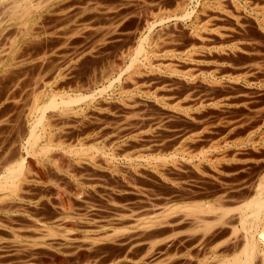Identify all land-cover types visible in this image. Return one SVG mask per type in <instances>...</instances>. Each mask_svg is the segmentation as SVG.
Masks as SVG:
<instances>
[{"label":"rangeland","instance_id":"rangeland-1","mask_svg":"<svg viewBox=\"0 0 264 264\" xmlns=\"http://www.w3.org/2000/svg\"><path fill=\"white\" fill-rule=\"evenodd\" d=\"M31 1H32L31 3L34 2V0H31ZM39 1L41 2V0H38V2L35 0V2L38 4L40 3ZM44 1H46V0H44ZM67 1L68 0H60V1L59 0H49L47 2V4H45L43 6V9L40 8L39 10L37 9V11L35 9V10H33L34 13L32 12V15L30 17L25 18V21H29V23H28L29 28L28 29L31 28L30 30H32L35 27V23L39 19V23H38L39 25L37 26V23H36V28H38V29L40 28L42 31L45 30V33L44 32L42 33L41 30L39 31V30H36V28H34L33 33H32V31L29 30L30 33L32 34V36H31V34H29V35L26 34L28 36H26V38L24 40L22 37H18L17 41H16L17 43L16 42L13 43L14 47H11L13 44H11L9 42L10 45L8 44V46L11 47L10 48L11 54L14 53L16 47L18 46L17 47L18 50H17V52H15L17 54L14 55L15 58L17 56L18 57L21 56L22 58H25V56H26V58H27V56L29 55V51L30 52L32 51L33 54H32V52L30 53L32 55V59H31V61H29L31 58V56L29 55L28 60H26V58H25L24 63L22 65H17L18 67L15 66L16 68L14 67V70H12V71L6 70L5 68H3L4 67L3 66L0 68V74L5 76V75H7L5 73L11 72V76L7 75V77L5 76L6 78L4 77L5 81L8 80L7 83H9V81H10V84H11L12 83L11 79L12 78L15 79L17 77L16 79H18L19 82H21V83H19V85L23 84L25 86V88H27L26 90H28V88L30 86L26 87V85H28V83H25V81H23V79L24 78L27 79L28 75H31L32 79L29 77L31 81L34 79L33 76L35 77L36 72L39 71V69L37 68L38 63H35V61L36 62L39 61V63H41V62H43L42 61L43 59H45L44 62H46L48 60L49 62L47 61V64H44V66H50V67H47L49 69L43 67L41 72H45V73H42V74L40 73V76H39V77H41V75L43 76V74L47 75V73L49 74V72L53 73L52 74L53 76L50 73L49 74L50 76L45 75L46 76L45 79L43 76L40 78V81H39L40 84H41V81L43 82L41 85L39 84L41 87L44 84V88L42 87L40 89L41 91L44 92V94H43L44 95L43 96L44 102L48 103L51 100L49 98H51L53 95L55 96V94H54L55 91H60V93L64 97H69V95H70V97H77V95L80 96V94L82 96L86 95V99L83 102L72 105L70 108H68V110L70 111L68 114L65 115V114L61 113L62 112L61 110L56 112L60 116L64 115L63 116L64 118L65 117L67 118V116H69L70 119L74 120V124L71 123L72 125H70V122L72 120L67 121V119H66V123L69 122V124H66L64 121V118L61 117L60 120L57 119L60 121L61 125L59 124V121H57V123L60 126L57 123H55L56 121H54V123L56 124V127L54 126L55 128L53 129L54 131H52V132H58L60 134L62 132V134H63V131L66 129H70V130L75 129L74 131L69 130L68 134L66 131H64L65 134H63V135H65V138L68 135L66 140H64L67 143V145H71L72 147H76L75 149H77V150H84V149L89 150L93 146L96 147V145H97V147L95 149L100 150L101 155L102 154L103 155L100 157V152H99V156L95 158L96 160L95 159L93 160L90 157H83L81 159V161L84 162L85 164L87 163L86 164L87 166L83 163L82 165L86 166V167L82 166L83 167L82 168L81 166L79 167L78 165L75 164L74 160H76L78 158L71 151H69V149L66 151H63V150L53 151V152H55V154L57 152V155L54 156V158H55L54 159V158H52L53 155H55V154H53V152L41 154L40 150H42L41 148L45 145V142H46L45 139L40 140L37 145H32V144L30 146L27 145L26 143H27V140H29V138L27 140H26V138L30 137V136H28L29 135L28 133L30 130L33 129L32 127H35L36 121L39 117V113L35 112L32 115H30L29 117H31V118L30 119L28 118V123L25 125L23 118L25 117V115H27V113H22V112L24 109H26V111L24 110V112H27L29 109L28 106L30 105L32 97H33V95H32L33 92L30 91V88L33 87L32 83L34 84V81L38 77V75L33 80L32 83H30L31 81H28L25 79L26 82H29V84L32 85L28 90L32 94L31 93L29 94L28 91L26 92V90H23L24 86H21L22 87V89H21V87L18 85L20 90H22V91L19 90L20 93H17L18 89L17 90L10 89L11 87L14 89L17 87V85L15 86L16 83L13 79H12V81H14V82L12 83L13 84L12 86L10 84H7V86L10 85V87L8 89L9 90L8 93H6L7 89L4 90V88L6 86V84H5L6 82L3 83L4 78H3V76H0L3 78V79L0 78V85L2 84L1 86L4 87L2 89V87L0 86V88H1L0 92L3 90V91H5V93H3V94L4 95L7 94L3 98V96H1L2 93H0V98L2 97V100L6 99L7 97H9V99H11L12 98L11 95H13L12 93H13V91H15L14 95H13V99H11V100L8 99L7 100L8 103L5 102L6 106L3 105V107H0V108H2V109H0V112H1V114L3 112H5L6 114L8 113V115H6V117H5L4 113H3L4 115H2V116H4L5 118H8L11 121L13 120V118L15 120L17 118H18L17 120H20L19 122L15 121L16 123L13 122L15 124L10 122L13 125H9L8 130L6 128L8 125H2V126H5V128L2 126L0 127V133H2L1 132L2 129L5 131L6 130L9 131V132L4 131L3 134H1L2 136H0L1 137L0 142L1 141L4 142L2 137L7 138V136H10V137H8L9 138L8 140L5 139V141L6 140L8 141L7 143H9L13 138L12 142H15V141L16 142H15V145L13 144L14 146L12 145L13 151L11 150V152H12L11 154L14 156V157L12 156V158H16L15 160H17L20 155H23V157L26 156L27 162L30 159H32L28 162L30 165L32 164V162L34 160V162H36V164H34V162H33L31 167L34 168L35 167L34 165H36L35 168H37V167L39 169H40V167L43 168L42 170L38 169V172H40V171L44 172V173H41V172L38 173L37 172L38 173L37 177H41L39 175L44 174L39 180H41L43 177L45 179H47L45 177L47 175L46 171L50 172L52 174V175L48 174L47 177L48 178L50 177V178L45 180L46 182L49 180L48 181L49 183L47 182L49 185L46 182H44V180H43L44 178L41 180V181H43L44 184L39 180H36V182L32 184V187L35 186L34 187L35 191H37V189H39L38 192H36L37 196L35 195L33 188L31 189V191H33L31 193H33L34 196H36L37 198L36 197L34 198L33 194L32 195L30 194V191L28 192L27 197L31 196V197H29V199L33 198L35 200L31 199L32 202L28 201L29 199L27 201H24V205H25V203L28 204V205H26V207H28L30 204L32 206H34V209L38 207L34 211V209H32L33 207H31V205L29 206L31 208V211L33 210L32 213L34 212L33 214L35 216L38 215L40 220H39V218H37V216L36 217L32 216L33 214L30 213L31 211L30 210L28 211V209H30V208L25 209V207H23L22 208L23 211L19 209L18 211L13 212L11 214L6 213V212H4V213L0 212V217H1L0 221H1V219H3L4 225L5 226L8 225L7 228H9L10 231L16 230V231H19V233H21V231H22V233H21L22 235H24L23 234L24 230H26V228H29L27 224L30 221H31L30 223L32 225L29 223L30 224L29 226H31V227L33 225H35L36 221H37L36 225L45 226L47 228L49 227V229L51 231L53 229L59 227L58 229H55V232H54V230L52 231V233L53 232L55 233V236L57 238L64 236L67 233V232L66 233L64 232L65 230L71 231L70 237L77 236V238L72 237L73 242L71 241L72 243H71V245L68 246L67 251L63 249L64 248L63 246L59 247L62 249V250L59 249L60 250L59 251V250H57L58 245H56V244L53 245V243L52 244L50 243L51 245L48 243H45L44 246L41 247L43 249H39V250L35 249L36 251L34 250L35 252H38V253H34V251H32V253L34 254V259H32L33 256L31 257L32 253H30L31 250H29V252H27L28 249L22 248V249H17L15 251H13L16 248L12 247V245L21 244L23 242H24L23 244H25V245L31 244L32 243L31 239H27V237L25 235L22 236L19 233L17 235H18V237H20V239L19 238L16 239L14 236H12L11 233L9 234V232H8L7 235H9L10 238H9V236L7 237V235L3 236L4 238H1L3 240L2 245L3 244L5 245L7 252L5 254V251H6L5 248L1 249L4 247V245H3V247H0V249H1L0 251L4 252V254H3V252L0 253V262H1L0 264H9V262H10V264H42V263L43 264H135V263L136 264H145V263L146 264H183L184 261H187L184 264H186V263L187 264L188 263L193 264V262L191 261V260H193V258L195 260L194 261L195 264H218V263L225 261V260L228 261L231 258H233L235 255H237L239 253V250L241 248H243L244 243H246L245 239L248 238L247 240H250L251 237L253 238L255 243L261 245L262 253L264 254V218H263V222L259 226L255 227V225L254 226L251 225L253 227L251 229L250 223L252 221V219H251L252 216L250 215V213H251L252 209L250 210V208H247L250 205L247 203L252 202L255 198L258 197L257 193L260 194V192L262 190V185H264V0H120V1L119 0H69L71 3L69 1L68 2ZM35 2H34V4H36ZM75 2H76V4H75ZM118 2H119V4H118ZM8 3H9L8 1L4 2V3L3 2L0 3V5L2 4L0 6V10L4 11V12H2V11L0 12V22L5 18L4 19L5 21L4 22L2 21V23H0L1 25L3 24V27L0 29V37H2L1 35L4 33V30H5V33H8L6 31L12 30L10 28V26L12 28H14V27L19 28L21 26V24H23V22L21 23L20 21H18L16 19H12L13 21L11 20L12 21L11 22V21H9L10 20L9 18H6V17H8L7 14L9 12V11L8 12L6 11L9 9V6L7 5ZM61 3L62 4L65 3V5L66 4L68 5L69 3L71 5L75 4L77 7L76 6H70V4H69V6L72 8L69 7V9H68V7H66L67 5L66 6L63 5V6H65V7H63L61 5ZM96 3H97V5H96ZM11 4L12 3H9L10 6H11ZM58 4H60L61 6H59ZM4 5H7L8 7L4 6ZM57 6L63 7L65 11L70 10L71 11L70 15H69V12H67V13L65 12V14H68V16L67 15L65 16L64 13L62 16V14H60V11L63 12V9H60L58 11L59 13L55 12L59 8V7L57 8ZM78 6H80V7H78ZM4 7H7L8 9L7 8L5 9ZM74 7H75V9H74ZM86 7L88 8L87 10L85 9ZM181 8H182V10H181L182 12L180 11ZM72 9L74 11H72ZM108 9H110V10H108ZM110 11H111V13H110ZM186 11H188L189 14H187V15H190L189 17L188 16L186 17V15H185L187 13ZM5 12H7V14ZM73 14H74V16H73ZM119 14H122V16ZM5 15H7V16H5ZM106 15H108V16H106ZM109 15H111V16H109ZM42 17L44 18V21L46 20L45 22L40 19ZM120 17H122V18H120ZM179 17H180V19H179ZM117 18H118V20H117ZM122 19H124V20L122 21ZM100 20L101 21L103 20L102 21L103 23ZM15 21H17V22H15ZM40 21H41V23H43V22L45 23L44 24L45 29L42 27L44 30L41 28ZM60 21L62 23H58ZM68 21H70V22H68ZM120 21L123 23H121ZM117 23H120L119 26H114V25H118ZM60 24H62V26ZM91 24H93L95 29L93 28V26ZM108 24L110 27L108 26ZM30 25L32 27L33 26L34 27L32 28ZM42 26H43V24H42ZM81 26H84L83 28H85V30L84 29L82 30ZM90 26L94 30L92 28H91V30H89ZM99 26H103V27H101V29L104 31H102ZM78 27H79V29H78ZM87 27H89V28H87ZM112 27H113V29H111ZM7 29H9V30H7ZM14 29H15V31L18 30L16 28H14ZM63 29H64V31H63ZM47 30H49V31H47ZM98 30H101V32H99ZM37 31L39 33H37ZM96 31H98L99 34H98V32L96 34ZM11 32H13V31H11ZM46 34H47V36H46ZM70 35L72 38L70 37ZM97 36H98V38H97ZM60 37H62V38H60ZM74 37H76V38H74ZM37 38L38 39L41 38L42 40L39 39L40 41L38 42ZM70 38H71V40H70ZM44 39H45V41H43ZM58 39H59V41H58ZM60 39L61 40L63 39V41H60ZM95 39H96V41H95ZM97 39H99V40L97 41ZM47 40H50V41L47 42ZM83 40L86 42H84ZM1 41H3V39L1 40V38H0V43H2V44H0L1 45L0 50H2L1 48H3L2 46H4L3 42H1ZM30 41H31V44L33 45V47H35L36 49L29 50V47H32V46H30L31 44H29ZM65 41H69V42H66L68 45H66V43H65L66 46L64 44H62ZM70 41H71V43H70ZM58 42H61L60 44L63 46H59ZM43 43H46V44H43ZM47 43H49V44L47 45ZM90 43H92V44H90ZM24 44H26V47H22ZM28 44H29V46H28ZM35 44L37 46H35ZM142 44H144V45L142 46ZM27 46H28V48H27ZM42 47H45L46 49L45 48L43 49ZM48 47H50L51 49L54 48L53 49L54 51L53 50L51 51V49ZM138 47H139V52H137ZM22 48H23V50H22ZM41 48H42L41 53H47V52L48 53L46 55L42 54V55H44V56H42L40 54L41 50L37 51V49L39 50ZM48 49H49V51H48ZM128 49H131V51ZM27 50H28V52H27ZM43 50H45L46 52ZM58 50H59V52H58ZM99 50H101V51H99ZM35 51H37V52H35ZM125 51H127V52H125ZM1 52H3V50ZM1 52H0V55H1ZM25 52H27L28 55ZM91 52L93 53V56L91 55L92 54ZM97 52L99 55H96ZM102 52H103V54H102ZM129 52H131L130 55H129ZM123 53H124V55H123ZM39 54H40V56L38 58H36ZM118 54H120V55H118ZM54 55L56 58L54 57ZM70 55H72V56L70 57ZM73 55H75V56H73ZM84 55H86V57ZM1 56H0V58L2 59L3 57H1ZM33 56H36V57L33 58ZM120 56H122V57H120ZM133 56H135L134 58L136 60L133 58ZM9 57H8V59L5 58L7 60H5V59H3V60H5L6 62L9 63L12 60V56H11V58H9ZM52 57H54V58H52ZM72 57H74L76 60ZM83 57H85V58H83ZM89 57L90 58L96 57V58L90 59ZM101 57H102V59H101ZM39 58L42 60H39ZM77 58H80L81 60L77 59ZM120 58H121V60H120ZM54 59H56V60H54ZM122 59H124V60H122ZM25 60H26V62H25ZM32 62L34 63L32 65L33 67L37 66L36 68L32 67L33 70H32V68H30L31 65H29V64H32ZM56 63H58V64H56ZM91 63H92V65H91ZM116 63H118V64H116ZM71 64H75L73 66L74 68L71 66ZM77 64H79V65H77ZM102 64H104L105 66ZM24 66H26L25 69L23 68ZM66 66H67V70L65 68ZM116 66H118L119 69ZM17 68H19L17 71V74H18V72L20 74L23 70V73H21V76H22V74H24L22 81H21V77L19 76V74L18 75L15 74ZM68 68H70L71 70ZM20 69H21V71H20ZM115 69H118V70L115 71ZM141 69L144 72H142ZM24 70L26 71V73L28 71L27 75H26ZM137 70H138V72H137ZM54 71H56V72H54ZM63 71H65V73ZM3 72H5V73H3ZM132 72H133V75L136 73L137 74L132 76ZM34 73H35V75H32ZM13 74H15L14 77H13ZM58 74H59V76H58ZM103 74H105V75H103ZM128 74H130L132 77ZM102 75L105 76L104 79L106 78V80L103 79ZM107 76H109V77H107ZM9 77H10V80H9ZM57 77H59V78H57ZM42 79H44L45 82ZM46 79H47V82H49V83H47V85H45ZM62 79H64L65 82H64V80L61 81ZM18 80H16V82ZM81 82H82V84H81ZM63 83L64 84L67 83L66 84L67 86L70 84L71 86L69 85L67 87L66 85H64L65 87L68 88V89L66 88V90H65V87L61 86V85H63ZM3 84H4V86H3ZM73 84L76 85V87L78 86L77 89L79 87H83L85 90L83 88L78 89L79 91L76 89L78 91L77 92L73 88V87H75ZM58 86L59 87L61 86L60 87L61 89L58 88ZM63 87H64V89H63ZM72 88H73V90H72ZM54 89H56V90H54ZM99 89L101 91H99ZM45 90H47V92ZM23 91H24V93H23ZM73 93H75V94H73ZM77 93H79V94H77ZM18 94H20V95L17 96ZM27 94H29L28 95L29 99H30V96L32 95L31 100H28L25 97V96H27ZM15 95L19 98V100H18V98H16ZM87 95H91V96H87ZM24 98H26V100H28V101H26V102H28L27 103L28 105L26 104ZM2 100L0 101V105L2 102H4ZM22 100L25 103L26 107L24 104H22ZM103 100L106 102H104ZM9 101H10V104L13 102L15 103V101L16 102L19 101V102L17 105H16V103L15 104L13 103L12 105H9L7 108ZM127 102L128 103L130 102V103L128 104ZM136 102H137V104H136ZM131 104H133V105H131ZM13 105H16L18 108L16 106H13ZM22 105L24 108L22 107ZM106 105H108V106H106ZM135 105H136V107H135ZM80 106H81V108H80ZM3 108H5V111ZM13 108L15 111L17 110V112H15L13 110ZM77 108H78V110H76ZM105 108H107V109H105ZM120 108H122V109H120ZM7 109H8V111H7ZM19 109H21V114L23 115V118H22V115L19 113L20 112ZM126 109H129V111ZM136 110H138L137 111L138 113L136 112ZM9 111H11V113L14 111L12 113V115H14V116L10 115L11 113ZM71 111H73V112H71ZM50 112H52V113H50ZM129 112H130V114H129ZM17 113H19L21 115V119H19V116H20L19 114L16 116ZM53 113H55V112H53V110H49L47 112V116L50 118V115L51 114L53 115ZM122 113H125V114L127 113V115L122 114ZM70 115H72V116H70ZM79 115L81 118L78 117ZM2 116H0L1 119H3ZM15 116H16V118H15ZM125 116H127V117L129 116L131 118L129 119V117L127 118ZM9 117H12V118H9ZM33 117H34V119H33ZM88 117H89V119H88ZM62 118H63L64 123L62 122ZM75 118L76 119L79 118V120L82 119L84 122L82 120H80L79 122L77 121L78 123H80V124H78L75 121ZM53 120H54V118H53ZM53 120H52V123H53ZM129 120H130V122H129ZM81 121H82V123H81ZM21 122L24 123V125L26 126L27 129L25 127L23 128V123H21ZM34 122H35V124H33ZM131 122H133V124L134 123L135 124L133 125ZM18 123H19V126H18ZM104 123H105V125H104ZM111 123H113V124L111 125ZM75 124L77 126H75ZM100 124L102 125V127H99V126H101ZM114 124H116V125H114ZM20 125H21V127H20ZM82 125H84V126L82 127ZM86 125H88L89 127ZM126 125H127V127H126ZM15 126H16V128H15ZM67 126H68V128H66ZM71 126L75 127V128H72ZM10 127L11 128L14 127L15 130H14V128L9 129ZM61 127L62 128L64 127L65 129H62ZM77 127H79V128H77ZM139 128L141 130H139ZM23 129H24L25 133L23 131H21ZM25 129L28 132L25 131ZM28 129H30V130H28ZM79 129H81V130H79ZM87 129L90 131L89 133L86 132V131H88ZM121 129H124V130L122 131ZM19 130L21 133L23 132L26 135L24 136L23 134L19 133V136H21V135L22 136L20 138H18V137L16 138V136H18L17 132H19ZM41 130H43L42 127L37 128L38 133H40ZM60 130H61V132H60ZM76 130H78V131H76ZM82 130H85V131L83 132ZM10 131H12L11 132L12 134L10 133ZM80 131H81V134H80ZM100 132H101V134H100ZM7 133H9V135H7ZM16 133H17V135H16ZM58 133L55 135L59 137L60 134H58ZM73 133H75V134H73ZM90 133L92 135H89ZM97 133H98V135H97ZM117 133H118V135H117ZM123 133H125V135ZM4 134H6L7 136H5ZM79 134H80V136H79ZM102 134H103V136H101ZM63 135H60V136L64 137ZM81 135H85V136H81ZM95 135L98 136V139H99L98 141L96 138L97 136L95 137ZM70 136L73 137L72 139H74V141L71 139V140H69L70 142H68L67 139H70L71 138ZM78 136H79V138H78ZM123 136H125V137H123ZM94 137L96 138L95 141H93ZM22 138H23V140H22ZM77 138H78V140H77ZM89 138H92L91 140L93 142L90 141ZM15 139H18L21 142H19L18 140H15ZM75 140H77V141H75ZM87 140H88V143L85 142ZM133 140H134V142H133ZM17 141L19 142L18 144H20L18 146L16 145ZM81 141L84 142L83 143L84 148H82L83 146H81V144H82ZM108 141L109 142L111 141V142L109 143ZM12 142H10V143L12 144ZM79 144H80L81 148H78V147H80ZM90 144L92 145V147L90 146ZM16 146H17L18 150H17ZM23 146L25 147L26 151H24ZM87 147H88V149H87ZM119 149H121V150H119ZM27 150H28V152H30V155L32 157H30V155H26L27 153H25V152H27ZM35 150L38 153L40 152L41 155H38V153L35 154V152H36ZM31 152L34 154H32ZM19 153H20V155H19ZM21 153H23V154H21ZM58 153L60 154V156L63 153L64 157H62V158H65V155H66V158L61 160V157L59 156L60 158L58 159L59 160L58 161L57 160ZM105 154L107 155L106 157L104 156ZM16 155H18V157ZM49 155H51V157ZM96 155H97V153H96ZM34 156H35V158H33ZM10 157H11V155H10ZM101 158H103L104 160H102ZM98 159H101L103 165H102V163H100V161ZM63 160H64L63 163L65 164L64 166L62 163ZM65 160H68V161L70 160L69 162L67 161L68 165H67V162L65 163ZM115 160H117V161H115ZM47 161L48 162L50 161L49 162L50 164H47L48 163ZM95 161H97V162H95ZM70 162H72V163H70ZM104 162H105V164H104ZM41 163H42V165H41ZM106 163H108V164L106 165ZM52 164L54 167H52ZM73 164L78 166V169L80 168V171L77 170V173L81 172L80 174L76 173V169L74 168V166H72ZM116 164L118 166L119 165L120 166L117 168ZM161 164H162V166H160ZM50 165L52 167L51 170H50ZM66 165L67 166L71 165L74 170L71 169L72 168L71 166L69 168V167H66ZM111 165L114 168H116L117 170H115L113 167H112L113 168L112 169ZM45 166H49V170H48V167H45ZM63 167H65L67 169L65 170ZM90 167H91V169H88ZM164 167H166V169H164ZM46 168H47V170H46ZM68 168L71 169V171L69 170L71 175L67 171ZM81 168H82V170H81ZM94 168H95V170H94ZM119 168H121V169H119ZM167 168H168V170H167ZM175 168H176V170H175L176 172L174 171ZM0 169H1L0 171L3 172L2 168H0ZM44 169H45V171H43ZM57 169L59 170L60 173L59 172H57V173L52 172V171H57ZM83 169L87 170V172H86L87 174L85 173L86 175H84V173H83L86 170H83ZM96 169H99V170H96ZM170 169H171V171H170ZM35 170H37V169H35ZM100 170H101V173L100 172L98 173V171H100ZM119 170H121V171L119 172ZM61 171H63V173ZM72 171H75L77 176L73 172L75 174L74 175L72 173ZM88 171H90V172H88ZM91 171L92 172L95 171L94 172L95 174L97 172L96 176H95V174H92ZM104 171H106V172L104 173ZM129 171H131V172H129ZM161 171H163V172H161ZM113 173H115V175L117 174V176H115V178H114V175H112ZM127 173H128V175H126ZM132 173H133V175H132ZM56 174L57 175L60 174L63 179H60L61 177L57 178L59 176H55ZM100 174L103 176H98ZM143 174H146V175H143ZM157 174H158V176H157ZM166 174L168 176H166ZM62 175H64V177ZM65 175L69 178L71 177V179H73V180L67 179L65 177ZM83 175L86 177H84ZM92 175H94L95 177ZM109 175L111 177H113V179H111ZM53 176L56 178V180H55V178L53 179ZM80 177H81L82 181L84 179V182L86 181L88 183L85 184L83 182L84 184H82V181L79 179ZM91 177H93V178H91ZM98 177H99V179H97ZM120 177L122 178V181H121ZM130 177L133 178L134 180L131 179ZM86 178H88V179H86ZM101 178L103 179V181L104 180L105 181L102 182ZM154 178H156V180ZM51 179L55 180L56 182L54 181L55 182L54 183ZM66 179L69 182V184H67L68 182L66 181ZM126 179H129V180H126ZM74 180H75V182H74ZM94 180L95 181L97 180V181L92 182ZM111 180L116 181V182L113 183V181L111 182ZM136 180H137V182H136ZM57 181L59 183H57ZM60 181H63V182H60ZM70 181H72L71 184H70ZM123 181H125V182H123ZM64 182L66 184H64ZM73 183H77V184H73ZM34 184H37V185H34ZM61 185L62 186L67 185V187L64 186V189H63V187H61ZM176 186H178V187H176ZM82 188L83 189L85 188L86 190L84 189L85 190L84 191ZM142 188H144V189H142ZM136 189L139 191H137ZM104 190H105V192H103ZM80 191L81 192L84 191L86 194H89L90 196L86 195V196H83L84 197L83 198L82 195L83 194L85 195V193L83 192V194H81ZM177 191H178V193H177ZM39 192H41V193H39ZM87 192H89V193H87ZM45 193H46V195L48 194V196H46ZM49 193H51L52 195ZM56 194H58V195H56ZM73 194H75V196H76V194L78 195L77 199L74 200V198H76V197ZM49 195H51V196H49ZM176 196H179V197H176ZM184 196H186V197H184ZM65 197H67V198L72 197L73 199L72 198L71 199L74 200L72 203L76 204V207H75V205H72V203H69V201L71 199L66 200ZM78 197H80V198H78ZM144 197H145V199H144ZM169 198H172V202L169 200H166ZM178 198H179V201H178ZM50 199H52V200H50ZM139 199H141L142 201ZM147 199H149V201H147ZM162 199H163V201H162ZM55 200H56V202H55ZM61 200H63L62 205L60 204ZM64 200H66V201H64ZM78 200L83 202V203L77 202ZM150 200H153V201H150ZM164 200H166V202L168 204H166V202ZM38 201H39L41 207L36 206V204L37 205L39 204V203H37ZM155 201H156V203H155ZM201 201H203L204 205H206L207 207L212 203L213 204H215V203L221 204V205H223L225 203L226 207L233 209V211L229 215H230V217L234 215L236 218H234V216L231 217V219H232V221H231V219H229V217H228V218H226V219H228V221H226V220L225 221L228 223L230 220L229 223H232V224L235 223L234 225L237 226L236 227L237 235L235 234L236 231L235 232H234V230L231 231V227L233 225L228 223L229 225L227 226L226 225L227 223L225 221H224L225 225H224V223L216 222V224L215 223L211 224L212 226H209L207 229H205L206 230L205 231L203 229V226L198 224L195 220H194V222L196 224L194 222H192L194 216H191V215L196 214L195 211H194L195 213L193 212V209H192V213H190L191 210L187 211V212L185 211V213H187V214L189 213V215H190L189 217H192V218L186 220L189 225L185 224L186 222H184V225L187 226V227H185L186 228V230H185L183 223H181L183 226L182 227L179 223L180 221H178V219H180V217L182 216V215L179 216L181 213H183V212H181L182 209L180 208L181 209L180 210L177 207H179V206L183 207V206H187V205H189V207H190L191 203L192 204L193 203H200ZM216 201H218V202H216ZM75 202H77V203H75ZM151 202L154 204H152ZM63 203H65V204L63 205ZM180 203H181V205H180ZM184 203H186V205ZM58 204H60L61 206ZM245 204H247V205H245ZM66 205H67L68 209L65 207ZM165 205H169L166 207H168V208L173 207L172 209L175 208V210H173L172 213H171V211H169L168 213L165 212L164 215L160 214L158 216H155L153 213L151 214L152 210L154 211L157 208L163 207ZM71 206H74V209ZM149 206H150L149 210L151 209L150 210L151 212L150 211L147 212L148 211L147 207H149ZM56 207H57V209L59 208L60 212H58L59 210H55ZM239 207H241V208H239ZM244 207H245V209H244ZM70 208H72V209H70ZM237 208H239V209H237ZM134 209H136V210L134 211ZM145 209L147 211L145 213H143L145 211ZM240 209H241V211H240ZM26 210H27V212H26ZM119 210L120 211L122 210V211L120 212ZM237 210H239V211L237 212ZM61 211L63 213H65L67 211L69 213V211H70V214L66 213V216H62ZM133 211L136 213L137 216L135 215V213ZM178 211H180V212H178ZM28 212L31 214V216L33 218H31V216L27 214ZM118 212H120V214H124V215L122 216ZM128 212L130 213V215L128 214ZM138 212H142V216H141V213L139 214ZM241 212H242V214L247 215V218L249 220L251 219L249 221L250 223H248V228H247V225L243 227V225L241 223H238L240 221L237 218L239 217V215H242ZM17 213L19 215L20 214L21 215L18 216ZM39 213H40V215H39ZM42 213L44 215H42ZM52 213H53V215H51ZM56 213H59V215L58 214L56 215ZM131 213H132V215H135L136 217L132 216ZM177 213L178 214L180 213V214L178 215ZM16 214L18 217L15 216ZM67 214L71 215V216H68ZM79 214L81 216H82V214H85V215H83L81 217V216H79ZM143 214H146L148 216L143 215ZM170 214L171 215L173 214V215L171 216ZM175 214H177L178 219L176 218ZM22 215L25 216L24 218L29 216V217H27V218H29V220L27 218H26L27 220H24ZM76 215H77V217H76ZM115 215H117V216H115ZM118 215L122 216L124 219L123 222H120V224H122V226H120V227H119V225H117L118 219L120 218ZM167 215L171 216V217H168ZM207 215L210 219L204 215L206 217V220L207 219L212 220V218H211L212 215L214 216V217L212 216L213 219H215V217L218 216L216 213L210 214L211 216L209 214H207ZM161 216H164V217H161ZM174 216H175L176 220H175ZM5 217H7V218H5ZM11 217H12V219H11ZM20 217H22V219ZM62 217H63V219L61 220L60 218H62ZM80 217L83 219L85 218V221L84 220L82 221V219ZM113 217H115V218H113ZM126 217H128L129 219H127ZM140 217L142 219H140ZM263 217H264V215H263ZM4 218L6 219V221H10L11 224H10V222L5 223ZM13 218L15 221L14 223H13ZM64 218H66V219H64ZM86 218H88V220ZM131 218H132V220H131ZM134 218H137L138 220L140 219L139 222L138 223L136 222V224H135V222L132 223V221L135 220ZM159 218H161V219H159ZM170 218H171L170 222L173 225V227L170 226V228L173 229V230H171L172 232L169 231L170 228H168L166 226L164 228V226H162L163 227V229H162V227L160 226L163 224V222H166L167 220L169 221ZM15 219H17V220L19 219V220L16 221ZM58 219H60L61 222L67 221L65 224H67L68 227H67V225H64L65 226L64 227L61 224V222L58 223L60 221V220L58 221ZM72 219H76L78 223L76 222V220H72ZM111 219L113 222L111 221ZM125 219H127V221ZM144 219L145 220L148 219V221H145ZM158 219H159V222H155V220L158 221ZM162 219H164V220L167 219V220L164 221ZM173 219H174V221L172 222ZM108 220H110V221H108ZM128 220H130V221H128ZM160 220H162V222ZM32 221H34V222H32ZM52 221H56V222L55 223L53 222L54 223L53 224ZM176 221H178V222H176ZM188 221L190 223L192 222V224L194 223L196 226L197 225H199V226L196 227L194 224L191 225ZM40 222H42L44 224H42V223L40 224ZM68 222H70V223H68ZM74 222H76L77 224ZM92 222H95L96 224H94V223L92 224ZM108 222H111V223H108ZM127 222L131 223V224H129L130 226L127 225L128 224ZM15 223H16V226H14ZM46 223H49V224L47 225ZM88 223H89V227L91 224V230H89V228H86L88 226ZM142 223H144V225ZM177 223H178V225H176ZM20 224H24L23 225L24 227L19 226ZM25 224H26V226H25ZM59 224H60V226H58ZM79 224L80 225L81 224L82 225L87 224V226L86 225H85V227L82 226L83 227V229H82V227ZM109 224H111V225H109ZM123 224L125 226H123ZM75 225H77V227L80 226L79 228H81L82 231L79 228H77ZM94 225L96 227H94ZM107 225H109V226H107ZM114 225H117V226L114 227ZM132 225H133V227H132ZM141 225H142V227H141ZM156 225H159V226H156ZM261 225H262V227H261ZM52 226H55V228L54 227L52 228ZM101 226H103V229ZM146 226L148 227L147 230L144 228ZM176 226H177V228L178 227H181V228L176 229L175 228ZM190 226L192 228H190ZM194 226L196 227V229ZM220 226L222 228L224 226L225 227L227 226L226 227L227 230L225 227H224L225 229L224 228L222 229ZM99 227H101V228H99ZM108 227L110 228V230ZM122 227H124V228H122ZM137 227L141 230H144L141 233L144 232V235H146V238H150V237L154 236L153 233L156 231L157 233L156 234L154 233L155 235H157L154 237L156 240L154 238H152V239L150 238V240L148 239V241H146L147 239L145 237L143 239L144 235L141 234L140 232H138L139 229ZM156 227L158 228V231L160 230L159 232H161V231H164V232L167 231L168 232L169 231L168 234H170V235L173 234L174 236L171 235L170 237H168V239L171 242L168 243V241L166 240L167 239L166 237L169 236V235H166V233L162 234L161 235L162 237H160V234H158V231L155 229ZM212 227H216V229H214L212 231V229H213ZM228 227H230L229 228L230 232H228L229 231ZM258 227L260 229H258ZM60 228H62L63 230ZM93 228H95V230ZM116 228H117V230L122 229L126 232L127 231L130 232V230H131L132 233L134 230L138 229L135 232L139 233L138 235H140V237H141L140 239L145 240V241L139 240V242H136V241H138L139 236H137L135 234V232H134L135 236L133 234H130L131 232L130 233L127 232V234H129L130 236H133L132 237L133 239L135 237L137 238V239L135 238L133 240L129 235L128 236H127V234L124 235V233H125L124 231H123L124 233L121 231L122 234L119 231V233L121 235L117 234L118 233L117 231H116L117 233H114L113 231H111V229H113L115 231ZM149 228L151 229L150 233L153 230V233H151L152 235L151 234L148 235L149 234ZM166 228H167V230H164ZM174 228H175L176 234H174V232H173ZM219 228H220V230L221 229L222 230L220 231ZM85 229H87V230H85ZM97 229H99V230L97 231ZM125 229H127V230H125ZM199 229L200 230L202 229V232H200ZM209 229H210V231H209ZM56 230H57V232H56ZM58 230H62V231H58ZM145 230L148 231L147 232L148 234H146ZM16 231H14V232H16ZM103 231L108 232V233L110 232L108 240H111V241L107 240V238H108L107 234L108 233H105ZM224 231H226V232H224ZM244 231H246V232H244ZM59 232L64 233V234H60ZM186 232L187 233L192 232V233L187 234ZM215 232H217V235L219 234L218 235V236H220L219 238H217V237L215 238V236H217ZM221 232H223V233H221ZM247 232L249 234H247ZM86 233H87V235H88V233H91V234L93 233V234L91 236L89 235L90 237H88L86 235ZM98 233H100V235ZM112 233L114 235H118L120 238L121 237L124 238L123 241L121 242L120 238L115 236V238H117V239L119 238L118 239L119 241L116 240L114 238V236L112 235ZM226 233H228L227 237H226ZM250 233L251 234L253 233V234L251 235ZM84 234L86 237L84 236ZM101 234H103L104 236H101ZM221 234H224L225 236H223ZM111 235L113 238H110ZM122 235H124V236H122ZM197 235L199 237H196ZM211 235L214 237V239ZM186 236L188 237V239ZM221 236H222V238H221ZM228 236L231 238H228ZM245 236H247V237H245ZM13 237L15 239H13ZM125 237H127V238H125ZM156 237H158V238H156ZM211 237H212V239H211ZM225 237L228 240H226ZM89 238H91V240ZM163 238L164 239L166 238L165 242L167 241L168 244L164 243ZM173 238H175V239H173ZM177 238H179V239H177ZM204 238H205V240H204V242H202L203 241L202 239H204ZM125 239H128L129 242H131V241H134V242L132 244L131 243L129 244V242L125 241ZM171 239H173V240H171ZM220 239H222V240H220ZM230 239L232 240V242L234 240V243H233L234 245H232V242ZM2 240H1V242H2ZM5 240L8 241L7 244H6ZM78 240H80V241L84 240L85 241V242L82 241L83 244H81L82 242L80 243V241H79V243L81 244L82 247L78 248V243H77ZM89 240H90V244L87 243V242H89ZM95 240H98V241H95ZM112 240H114L115 242ZM159 240H161L162 243H164V244H161L159 242H158L159 244H157V241H159ZM182 240H183V242H182ZM224 240L228 242V243L226 242L227 244L224 243V244H226V246L223 245L222 241H224ZM149 241H151L152 243L155 242L154 243L155 245ZM9 242H13V244H11V246H9L10 245ZM94 242L96 244H92V246H89V245H91V243H94ZM198 242L202 243V244L200 243L202 245V249H201V245ZM210 242H212V243H210ZM105 243H107V244H105ZM141 243H142V245L143 244L144 245L139 246ZM149 243H150V245H149ZM73 244L77 245L76 248H78V249H76V251L74 250L75 246ZM80 244H79V246H80ZM84 244H86V245L89 244V245L84 247L83 246ZM98 244H100V245L98 246ZM146 244H148V245H146ZM197 244H199V246ZM235 244H236V247H234ZM136 245H138V246H136ZM159 245H161V246H159ZM215 245L216 246L218 245V247H216ZM220 245L223 249H226V250H224L225 253H222L223 249L221 247H219ZM227 245H230V246H227ZM7 246L10 247V251H12L14 254L11 252L8 253L9 249L7 248ZM148 246H150V247H148ZM208 246L209 247L211 246V248H209ZM232 246L235 249L232 248ZM70 247H72V251H68L69 249H71ZM90 247H91V251L88 249ZM213 247H214V249H212ZM237 247H238V249H237ZM145 248L147 249V251ZM227 248H229L230 250H228ZM11 249H13V250H11ZM65 249H66V247H65ZM19 250L22 253L27 252L26 255L21 257L23 254H25V253H23L21 256H19L21 253ZM22 250H24V251H22ZM63 250L66 252H64ZM130 250H132V251H130ZM150 250L153 251V253ZM197 250H199V251H197ZM206 250H208V251L206 252ZM17 251L20 252V253H18L19 255L15 254ZM148 251L151 253H149ZM218 251H220V252H218ZM29 254H31V255H29ZM1 255H2V258H1ZM3 256H5V258H3ZM6 256H8L9 258ZM29 256H30V258H29ZM187 256H188V259H186ZM24 257L28 258L29 260L27 259L28 260L27 261ZM15 258H17V259H15ZM146 258H148V259H146ZM23 259H25V260H23ZM83 259H85V260H83ZM258 260L257 261L259 262V264H262L264 262V260H261V259H258ZM177 261H178V263H177ZM25 262H27V263H25Z\"/></svg>","mask_w":264,"mask_h":264},{"label":"bare ground","instance_id":"bare-ground-1","mask_svg":"<svg viewBox=\"0 0 264 264\" xmlns=\"http://www.w3.org/2000/svg\"><path fill=\"white\" fill-rule=\"evenodd\" d=\"M7 1H8L9 3H12V4H11V6L9 5V3L7 4V5L9 6V9L7 8V7H8L7 5H4V6H7V7H4V8H5V9H6V8L8 9V10H6V11H7V12L9 11L8 14H7V12H5V13L8 15V17H6V18H9V19H10L9 21H11L12 19H16V20L20 21L21 23L23 22V24H21V26L19 25V26H20L19 28L14 27V28L18 29V30H16V31H15L14 28H12V27L10 26V28L12 29L11 31H13L14 33L11 32L9 29H7V30H9L10 32H9V31H6V32H8V33H5V30H4V33L1 35L2 37H0L1 40L3 39V41H1V42H3V45H4V46H2L3 48H1V49L3 50V52H1L2 50H0L1 55H2V56H1V55H0V56L3 57L2 59L0 58V68L4 66L3 68H5L6 70L12 71V70H14V67H15V66H17V65H22V64L24 63V59L26 58V56H25V58H22L21 56H19V57L17 56V57L15 58L14 55L17 54V53H15V52H17V50H18V49H17L18 46L16 47L15 51L13 50V51H14V53H12L13 55L11 54V49H10V48H11V47H14V44H13V43H15V42L17 41V38H18V37H22L23 40H24V39L26 38V36H28L29 34H31L30 31H32V33H33L34 28H36V23H37V26L39 25V24H38V23H39V19H38L37 22L35 23V27L33 26V27H34V28H33V27L30 25L33 29H32V30H30L31 28L28 29V28H29V27H28V23H29V21H25V18L30 17V16L32 15L33 10L36 9V11H37V9H38V10H39L40 8L43 9V6H44L45 4H47V2H48L49 0H48V1L46 0L47 2L44 1V0H41V2L39 1V2H40L39 4L36 3L35 0H34V2H35L36 4H34V2L31 3V2H32L31 0H0V3H2V2L4 3V2H7ZM36 1L38 2V0H36ZM59 1H60V0H59ZM68 1H69V0H68ZM68 1H67V2H68ZM119 1H120V0H119ZM67 2H66V3H67ZM69 2H70V1H69ZM87 2H88V1H87ZM90 2H91V1H90ZM94 2H95V1H94ZM94 2H93V3H94ZM98 2H99V1H98ZM129 2H130V1H129ZM139 2H140V1H139ZM182 2H183V1H182ZM70 3H71V2H70ZM70 3H69V4H70ZM88 3H89V2H88ZM100 3H101V2H100ZM124 3H125V2H124ZM183 3H184V2H183ZM187 3H188V2H187ZM49 4H50V3H49ZM69 4H68V5L66 4V5H67V6H66L65 3H63V4L61 3L62 6L65 5L66 7H68V9H69L70 6H76V5H75L76 2H75L74 5H71V4H70V6H69ZM86 4H87V3H86ZM107 4H108V3H107ZM113 4H114V3H113ZM118 4H119V2H118ZM129 4H130V3H129ZM129 4H128V5H129ZM144 4H145V3H144ZM1 5H2V4H1ZM1 5H0V6H1ZM58 5L61 6L60 4H58ZM96 5H97V3H96ZM111 5H112V4H111ZM114 5H115V4H114ZM122 5H123V4H122ZM122 5H121V6H122ZM128 5H127V6H128ZM51 6H52V5H51ZM59 6H57V8H58ZM65 6H63V7H65ZM115 6H116V5H115ZM121 6H120V7H121ZM127 6H126V7H127ZM53 7H54V6H53ZM63 7H59L58 9L56 8L57 10H56L55 12L59 13L58 11H59L60 9H63V12L60 11V14H62V16H63V13L65 14V12H66V13L69 12V15H70L71 11L68 10L67 8H66V9H67L68 11H65ZM76 7H77V6H76ZM78 7H80V6H78ZM84 7H85V6H84ZM97 7H98V6H97ZM102 7H103V6H102ZM112 7H113V6H112ZM181 7H182V6H181ZM183 7H184V6H183ZM2 8H3V7H2ZM70 8H72V7H70ZM82 8H83V7H82ZM113 8H114V7H113ZM52 9H53V8H52ZM74 9H75V7H74ZM83 9H84V8H83ZM85 9L87 10L88 8L86 7ZM97 9H98V8H97ZM110 9H111V8H110ZM110 9H108V10H110ZM47 10H48V9H47ZM86 10H85V11H86ZM111 10H112V9H111ZM181 10H182V8L180 9V11H181ZM1 11H2V10H0V12H1ZM72 11H74V10L72 9ZM77 11H78V10H77ZM82 11H83V10H82ZM117 11H118V10H117ZM2 12H4V11H2ZM49 12H50V11H49ZM61 12H62V13H61ZM80 12H81V11H80ZM95 12H96V11H95ZM107 12H108V11H107ZM107 12H106V13H107ZM127 12H128V11H127ZM181 12H182V11H181ZM186 12H187V13L185 14L186 17H187V16L189 17L190 15H187V14H189L188 11H186ZM190 12H191V11H190ZM33 13H34V12H33ZM47 13H48V12H47ZM110 13H111V11H110ZM1 14H2V13H1ZM37 14H38V13H37ZM45 14H46V13H45ZM60 14H59V15H60ZM80 14H81V13H80ZM104 14H105V13H104ZM7 15H5V16H7ZM55 15H56V14H55ZM57 15H58V14H57ZM66 15L68 16V14H65V16H66ZM78 15H79V14H78ZM116 15H117V14H116ZM119 15L122 16V14H119ZM185 15H184V16H185ZM46 16H47V15H46ZM73 16H74V14H73ZM86 16H87V15H86ZM91 16H92V15H91ZM99 16H100V15H99ZM106 16H108V15H106ZM109 16H111V15H109ZM127 16H128V15H127ZM43 17H44V16H43ZM43 17H42V18H43ZM47 17H48V16H47ZM47 17H46V18H47ZM60 17H61V16H60ZM60 17H59V18H60ZM87 17H88V16H87ZM123 17H124V16H123ZM128 17H129V16H128ZM1 18H2V17H1ZM42 18H40V19L44 21V18H43V19H42ZM46 18H45V19H46ZM82 18H83V17H82ZM107 18H108V17H107ZM120 18H122V17H120ZM181 18H182V17H181ZM2 19H3V18H2ZM4 19H5V18H4ZM4 19L2 20L3 22L5 21ZM30 19H31V18H30ZM36 19H37V18H36ZM69 19H70V18H69ZM179 19H180V17H179ZM21 20H22V21H21ZM23 20H24V21H23ZM54 20H55V19H54ZM96 20H97V19H96ZM114 20H115V19H114ZM114 20H113V21H114ZM117 20H118V18H117ZM120 20H121V19H120ZM123 20H124V19H122V21H123ZM126 20H127V19H126ZM2 21H1L0 23H2ZM9 21H8V22H9ZM12 21H13V20H12ZM12 21H11V22H12ZM45 21H46V20H45ZM45 21H44V22H45ZM49 21H50V20H49ZM62 21H63V20H62ZM100 21H101V20H100ZM102 21H103V20H102ZM102 21H101V22H102ZM107 21H108V20H107ZM6 22H7V21H6ZM15 22H17V21H15ZM31 22H32V21H31ZM44 22L41 23V21H40L41 28H42V27L44 28V24H45ZM63 22H64V21H63ZM68 22H70V21H68ZM78 22H79V21H78ZM120 22H121V21H120ZM52 23H53V22H52ZM58 23H62V22L60 21V22H58ZM66 23H67V22H66ZM102 23H103V22H102ZM111 23H112V22H111ZM121 23H123V22H121ZM42 24H43V26H42ZM75 24H76V23H75ZM80 24H81V23H80ZM117 24H118V25H114V26H119L120 23H117ZM46 25H47V24H46ZM49 25H50V24H49ZM60 25L62 26V24H60ZM88 25H89V24H88ZM91 25L93 26V24H91ZM110 25H111V24H110ZM112 25H113V24H112ZM121 25H122V24H121ZM15 26H16V25H15ZM50 26H51V25H50ZM95 26H96V25H95ZM103 26H104V25H103ZM103 26H99L100 29H101V27H103ZM108 26H109V24H108ZM2 27H3V24H2V25L0 24V29H1ZM70 27H71V26H70ZM81 27H82V30H83V29L85 30V28H83L84 26H81ZM109 27H110V26H109ZM43 28H42V29H43ZM87 28H89V27H87ZM91 28H92V27L90 26V29H89V30H91ZM93 28H94V26H93ZM93 28H92V29H93ZM96 28H97V27H96ZM105 28H106V27H105ZM105 28H104V29H105ZM118 28H119V27H118ZM13 29H14V30H13ZM44 29H45V28H44ZM44 29H43V30H44ZM51 29H52V28H51ZM51 29H50V30H51ZM70 29H71V28H70ZM74 29H75V28H74ZM78 29H79V27H78ZM80 29H81V28H80ZM94 29H95V28H94ZM94 29H93V30H94ZM107 29H108V28H107ZM109 29H110V28H109ZM111 29H113V27H112ZM114 29H115V28H114ZM29 30H30V31H29ZM36 30H39V31H40L41 29H40V28H39V29L36 28ZM82 30H81V31H82ZM87 30H88V29H87ZM87 30H86V31H87ZM101 30H102V29H101ZM101 30H98V31L101 32ZM105 30H106V29H105ZM47 31H49V30H47ZM63 31H64V29H63ZM78 31H79V30H78ZM98 31H96V34H97ZM102 31H104V30H102ZM108 31H109V30H108ZM2 32H3V31H2ZM41 32H42V33H43V32L45 33V30H44V31L41 30ZM41 32H40V33H41ZM79 32H80V31H79ZM84 32H85V31H84ZM87 32H88V31H87ZM99 32H98V34H99ZM199 32H200V31H199ZM37 33H39V32L37 31ZM37 33H36V34H37ZM42 33H41V34H42ZM56 33H57V32H56ZM82 33H83V32H82ZM106 33H107V32H106ZM106 33H105V34H106ZM26 34H28V35H26ZM36 34H35V35H36ZM68 34H69V33H68ZM102 34H103V33H102ZM44 35H45V34H44ZM64 35H65V34H64ZM80 35H81V34H80ZM83 35H84V34H83ZM31 36H32V34H31ZM36 36H37V35H36ZM46 36H47V34H46ZM78 36H79V35H78ZM98 36H99V35H98ZM98 36H97V38H98ZM165 36H166V35H165ZM42 37H43V36H42ZM42 37H41V38H42ZM54 37H55V36H54ZM70 37H71V35H70ZM100 37H101V36H100ZM22 38H21V39H22ZM41 38H39V39H41ZM44 38H45V37H44ZM60 38H62V37H60ZM66 38H67V37H66ZM68 38H69V37H68ZM71 38H72V37H71ZM71 38H70V40H71ZM74 38H76V37H74ZM39 39L37 38V41H38V42L40 41ZM89 39H90V38H89ZM93 39H94V38H93ZM41 40H42V39H41ZM68 40H69V39H68ZM72 40H73V39H72ZM98 40H99V39H97V41H98ZM113 40H114V39H113ZM142 40H143V39H142ZM31 41H32V40H31ZM31 41H30L29 44H31ZM43 41H45V39H44ZM48 41H50V40H47V42H48ZM58 41H59V39H58ZM60 41H63V39H62V40L60 39ZM83 41H84V40H83ZM95 41H96V39H95ZM9 42H10L11 44H13L11 47L8 46V44L10 45ZM41 42H42V41H41ZM66 42H69V41H65V42L62 43V44L65 45ZM84 42H86V41H84ZM90 42H91V41H90ZM101 42H102V41H101ZM105 42H106V41H105ZM16 43H17V42H16ZM58 43H59V44H58L59 46H63V45L60 44L61 42H58ZM70 43H71V41H70ZM152 43H153V42H152ZM0 44H2V43H0ZM29 44H28V46H29ZM43 44H46V43H43ZM48 44H49V43H47V45H48ZM52 44H53V43H52ZM81 44H82V43H81ZM90 44H92V43H90ZM131 44H132V43H131ZM38 45H39V44H38ZM66 45H68V44L66 43ZM66 45H65V46H66ZM143 45H144V44H142V46H143ZM0 46H1V45H0ZM7 46H8L9 48H8ZM28 46H27V48H28ZM30 46L33 47L32 44H31ZM35 46H37V45L35 44ZM70 46H71V45H70ZM81 46H82V45H81ZM139 46H140V45H139ZM150 46H151V45H150ZM22 47H26V44H24ZM32 47H29V50H31V49H32V50L36 49L35 47H33V48H32ZM38 47H39V46H38ZM40 47H41V46H40ZM83 47H84V46H83ZM27 48H26V49H27ZM42 48L44 49L45 47H42ZM42 48L39 49V50L37 49V51H40V50H41V51H40V54H41V55H42V54L46 55L48 52H47V53H41V52H42ZM48 48H50V47H48ZM61 48H62V47H61ZM69 48H70V47H69ZM72 48H73V47H72ZM126 48H127V47H126ZM158 48H159V47H158ZM20 49H21V48H20ZM45 49H46V48H45ZM50 49H51V48H50ZM53 49H54V48H52L51 51H52ZM59 49H60V48H59ZM67 49H68V48H67ZM70 49H71V48H70ZM74 49H75V48H74ZM81 49H82V48H81ZM83 49H84V48H83ZM94 49H95V48H94ZM122 49H123V48H122ZM144 49H145V48H144ZM22 50H23V48H22ZM78 50H79V49H78ZM123 50H124V49H123ZM126 50H127V49H126ZM128 50L131 51V49H128ZM37 51H35V52H37ZM43 51H45V50H43ZM48 51H49V49H48ZM51 51H50V52H51ZM53 51H54V50H53ZM60 51H61V50H60ZM83 51H84V50H83ZM85 51H86V50H85ZM99 51H101V50H99ZM140 51H141V50H140ZM143 51H144V50H143ZM21 52H22V51H21ZM27 52H28V50H27ZM27 52H25V53L27 54ZM31 52H32V51H31ZM31 52L29 51V55L31 56V58L29 57V58H30L29 61H31V59H32V55L30 54ZM45 52H46V51H45ZM58 52H59V50H58ZM78 52H79V51H78ZM104 52H105V51H104ZM121 52H122V51H121ZM125 52H127V51H125ZM137 52H139V47L137 48ZM22 53H23V52H22ZM38 53H39V52H38ZM53 53H54V52H53ZM55 53H56V52H55ZM75 53H76V52H75ZM75 53H74V54H75ZM85 53H86V52H85ZM88 53H89V52H88ZM91 53H92V52H91ZM91 53H90V54H91ZM118 53H119V52H118ZM130 53H131V52H129V55H130ZM149 53H150V52H149ZM10 54H11V55H10ZM32 54H33V52H32ZM40 54H39L37 57H36V56H33V58H35V57L38 58V57L40 56ZM49 54H50V53H49ZM57 54H58V53H57ZM82 54H83V53H82ZM102 54H103V52H102ZM121 54H122V53H121ZM134 54H135V53H134ZM143 54H144V53H143ZM20 55H21V54H20ZM22 55H23V54H22ZM27 55H28V54H27ZM29 55H28V56H29ZM35 55H36V54H35ZM44 55H42V56H44ZM62 55H63V54H62ZM77 55H78V54H77ZM91 55L93 56V53H92ZM96 55H99L98 52L96 53ZM105 55H106V54H105ZM107 55H108V54H107ZM111 55H112V54H111ZM118 55H120V54H118ZM123 55H124V53H123ZM138 55H139V54H138ZM9 56H10V57H9ZM11 56H12V60H11L12 62H11V61H10L9 63L6 62L5 60H7L8 57L11 58ZM28 56H27L26 60H28ZM52 56H53V55H52ZM57 56H58V55H57ZM71 56H72V55H70V57H71ZM73 56H75V55H73ZM82 56H83V55H82ZM84 56L86 57V55H84ZM87 56H88V55H87ZM94 56H95V55H94ZM114 56H115V55H114ZM139 56H140V55H139ZM23 57H24V56H23ZM47 57H48V56H47ZM54 57H55V55H54ZM54 57H52V58H54ZM79 57H80V56H79ZM85 57H83V58H85ZM120 57H122V56H120ZM134 57H135V56H133V58H134ZM137 57H138V56H137ZM5 58H7V59H5ZM44 58H45V57H44ZM52 58H51V59H52ZM55 58H56V57H55ZM57 58H58V57H57ZM66 58H67V57H66ZM66 58H65V59H66ZM68 58H69V57H68ZM72 58H74V57H72ZM89 58H90V57H89ZM91 58H92V57H91ZM91 58H90V59H91ZM93 58H96V57H93ZM93 58H92V59H93ZM117 58H118V57H117ZM125 58H126V57H125ZM125 58H124V59H125ZM3 59H5V60H3ZM47 59H48V58H47ZM60 59H61V58H60ZM74 59H75V58H74ZM77 59H80V58H77ZM101 59H102V57H101ZM106 59H107V58H106ZM113 59H114V58H113ZM124 59H122V60H124ZM134 59H135V58H134ZM26 60H25V62H26ZM39 60H42V59L39 58ZM44 60H45V59H43V60H42L43 62H41V63H39V61H38V62L35 61V63H38V64H37L38 67H37V66H36V67L39 69V71H38L39 73L36 72V75H35V73L32 74V75H35V77L33 76L34 79H35V78L37 77V75H38V77H37V78L35 79V81H34V84L32 83L34 79H33L32 81L30 80L31 75H28V76H27V79H26V78L23 79V77H24L23 75H24V74H22V76H21V73H23V70H22V72H21L20 74H19V72H18L19 76L21 77V81H22V79H23V81H25V83H28V85H26V87H29V86L31 87V86L33 85L32 88L29 87V88H30V91H32L33 94H32L30 91H28L29 88H28V90H26L27 88H25V86H24L23 84H20V85H19V83H21V82H19V80L16 79V78H17L16 76H15V77H16L15 79L12 78V79L15 81V83H16L15 86H16V85H17V87H18V85H19L20 87H21V86H24V87H23V90H26V92L28 91L29 94L31 93V94L33 95V97H32V95L30 96V99H29V97H28L29 94H27V96H25L28 100H31V97H32V100H31L30 105L28 106L29 109H28L27 112H24V110L26 111V109L23 110V109L21 108V109L23 110L22 113H27V115L24 114V115H25L24 118H23V115L21 114V109H19V111H20L19 113L22 115V118L24 119V123H25V125L28 123V118H29V119L31 118V117H29L30 115H32V114L35 113V112L39 113V117H38L37 121L35 120V121H36V124H35V122L33 123V124H35V127H32V128H33L32 130L28 129V130H30L29 133H28V134H29L28 136H30V137H27V138L25 137L26 140L29 138V140H27V143H26V144L29 145V146H30L31 144H32V145H37V144L39 143L40 140L45 139V140H46L45 145L41 148L42 150H40V151H41V154H43V153H50V152H53V151H56V150H63V151H66V150L69 149V151H71V152H72L74 155H76L77 158H78V159L74 160L75 164L78 165L79 167H80V166L82 167V166H83L82 164H83L84 162H82L81 159H82L83 157H90V158H92V159L94 160L96 157L99 156V152H100V150L95 149V148L97 147V145H96V147L93 146V147H94V148H93L92 145L90 144V146H91L92 148L89 149V150H85V149H84V150H77V149H75L76 147H72L71 145H67V143L64 141V140H66V138H67V136H68V135H67L66 138H65V135H63V134H65L64 131H66L67 134H68V132H69L70 129H66V130L63 131L62 129H65V128H64V127H63V128L61 127V128H62L61 130L63 131V134H62L61 130H60L61 134L58 133V132H52V131H54L53 129L56 127V124H55V123H57V121H59V120L61 119V117L64 116V115H63V116H60V115L57 114L56 112L61 110V111H62L61 113L65 114V115L68 114V113L70 112V111L68 110V108H70L72 105H75V104H78V103H80V102H83V101L86 99V95L82 96V95L80 94V96L77 95V97H70V95H69V97H64V96H62V94L60 93V91H55V92H54L55 96L53 95L54 97L52 96L51 98H49V99H51V100H50L48 103L44 102V101H43V96H44L43 94H44V92L40 90L42 87L44 88V84H43L42 87H41L40 85H41L43 82L41 81V84H40L39 81H40V78H41V77L44 76V79H45V77H46V76H50L49 74L51 73V72H49V74H48V73H47V75H46V74H43V76L41 75V77H39V76H40V73H41V74H42V73H45V72H41V70L43 69V67H45V68L50 67V66H44V64H47V61H48V60H47L46 62H44ZM52 60H53V59H52ZM54 60H56V59H54ZM71 60H72V59H71ZM75 60H76V59H75ZM80 60H81V59H80ZM82 60H83V59H82ZM114 60H115V59H114ZM114 60H113V61H114ZM120 60H121V58H120ZM135 60H136V59H135ZM137 60H138V59H137ZM69 61H70V60H69ZM78 61H79V60H78ZM78 61H77V62H78ZM103 61H104V60H103ZM106 61H107V60H106ZM48 62H49V61H48ZM62 62H63V61H62ZM94 62H95V61H94ZM120 62H121V61H120ZM53 63H54V62H53ZM59 63H60V62H59ZM63 63H64V62H63ZM67 63H68V62H67ZM74 63H75V62H74ZM81 63H82V62H81ZM102 63H103V62H102ZM104 63H105V62H104ZM111 63H112V62H111ZM131 63H132V62H131ZM33 64H34L33 62H32V64H29V65H31L30 68L33 67V66H32ZM49 64H50V63H49ZM56 64H58V63H56ZM75 64H76V63H75ZM75 64H71V66L73 67ZM79 64H80V63H79ZM79 64H77V65H79ZM114 64H115V63H114ZM114 64H113V65H114ZM116 64H118V63H116ZM120 64H121V63H120ZM120 64H119V65H120ZM142 64H143V63H142ZM91 65H92V63H91ZM91 65H90V66H91ZM102 65H104V64H102ZM110 65H111V64H110ZM113 65H112V66H113ZM57 66H58V65H57ZM104 66H105V65H104ZM104 66H103V67H104ZM127 66H128V65H127ZM129 66H130V65H129ZM143 66H144V65H143ZM145 66H146V65H145ZM17 67H18V66H17ZM34 67H35V66H34ZM34 67H33V68H34ZM36 67H35V68H36ZM55 67H56V66H55ZM58 67H59V66H58ZM75 67H76V66H75ZM92 67H93V66H92ZM114 67H115V66H114ZM116 67L118 68V66H116ZM15 68H16V67H15ZM23 68L25 69L26 66H24ZM27 68H28V67H27ZM33 68H32V70H33ZM56 68H57V67H56ZM61 68H62V67H61ZM65 68H66V70H67V66H66ZM70 68H71V67H70ZM70 68H68V69H70ZM73 68H74V67H73ZM87 68H88V67H87ZM96 68H97V67H96ZM109 68H110V67H109ZM128 68H129V67H128ZM195 68H196V67H195ZM18 69H19V68H17L15 74H17ZM47 69H49V68H47ZM101 69H102V68H101ZM107 69H108V68H107ZM107 69H106V70H107ZM118 69H119V68H118ZM118 69H115V71L118 70ZM27 70H28V69H27ZM32 70H31V71H32ZM53 70H54V69H53ZM70 70H71V69H70ZM81 70H82V69H81ZM108 70H109V69H108ZM141 70H142V69H141ZM201 70H202V69H201ZM4 71H5V70H4ZM20 71H21V69H20ZM24 71H25V70H24ZM34 71H35V70H34ZM145 71H146V70H145ZM1 72H2V71H1ZM54 72H56V71H54ZM63 72L65 73V71H63ZM69 72H70V71H69ZM71 72H72V71H71ZM96 72H97V71H96ZM137 72H138V70H137ZM142 72H144V71L142 70ZM3 73H5V72H3ZM12 73H13V72H12ZM25 73H26V71H25ZM31 73H32V72H31ZM31 73H30V74H31ZM37 73H38V74H37ZM57 73H58V72H57ZM61 73H62V72H61ZM107 73H108V72H107ZM112 73H113V72H112ZM5 74L11 76V72H9V73H5ZM5 74H4V75H5ZM15 74H13V77H14ZM18 74H17V75H18ZM27 74H28V71H27L26 75H27ZM52 74H53V73H51V75H52ZM54 74H55V73H54ZM62 74H63V73H62ZM69 74H70V73H69ZM109 74H110V73H109ZM136 74H137V73H136ZM136 74H134V75H136ZM138 74H139V73H138ZM7 75H5V76L7 77ZM45 75H46V76H45ZM55 75H56V74H55ZM70 75H71V74H70ZM103 75H105V74H103ZM103 75H102V76H103ZM106 75H107V74H106ZM110 75H111V74H110ZM128 75H130V74H128ZM134 75H133V72H132V76H134ZM140 75H141V74H140ZM0 76H3V75L0 74ZM5 76H3V78H4ZM52 76H53V75H52ZM58 76H59V74H58ZM60 76H61V75H60ZM64 76H65V75H64ZM64 76H63V77H64ZM86 76H87V75H86ZM130 76H131V75H130ZM132 76H131V77H132ZM146 76H147V75H146ZM6 77H5V78H6ZM20 77H19V78H20ZM29 77H30V78H29ZM104 77H105V76H103V79H104ZM107 77H109V76H107ZM0 78H2V77H0ZM3 78H2V79H3ZM5 78H4V82H3V83L6 82V83H5V84H6L5 88L1 86L2 84H1L0 86L2 87V89L4 88V90L7 89L6 93H8V91H9L8 89H9L10 85H11V86L13 85L12 83H13L14 81H12V79H11V82H12V83L10 84V81H9V83H7L8 80L5 81ZM28 78H29V79H28ZM51 78H52V77H51ZM57 78H59V77H57ZM25 79L28 80V81H31L30 83H32V85L29 84V82H26ZM31 79H32V78H31ZM44 79H42V80L44 81ZM47 79H48V78H47ZM47 79H46V84H45V85H47V83H49V82H47ZM96 79H97V78H96ZM131 79H132V78H131ZM9 80H10V77H9ZM16 80H18V81L16 82ZM48 80H49V79H48ZM56 80H57V79H56ZM56 80H55V81H56ZM63 80H64V79H62L61 81H63ZM80 80H81V79H80ZM104 80H106V78H105ZM132 80H133V79H132ZM50 81H51V80H50ZM67 81H68V80H67ZM44 82H45V81H44ZM64 82H65V80H64ZM83 82H84V81H83ZM88 82H89V81H88ZM113 82H114V81H113ZM1 83H2V82H1ZM25 83H24V84H25ZM55 83H56V82H55ZM78 83H79V82H78ZM7 84H10V85L7 86ZM39 84H40V85H39ZM66 84H67V83H65V84L63 83V85H61V86H64V85H66ZM79 84H80V83H79ZM81 84H82V82H81ZM133 84H134V83H133ZM55 85H56V84H55ZM69 85H70V84H69ZM69 85H68V86H69ZM73 85H74V84H73ZM95 85H96V84H95ZM3 86H4V84H3ZM39 86H40V87H39ZM61 86H60V87H61ZM66 86H67V85H66ZM68 86H67V87H68ZM70 86H71V85H70ZM74 86H75V87H73V86H72V87L76 90L78 86H77V87H76V85H74ZM80 86H81V85H80ZM109 86H110V85H109ZM6 87H7V88H6ZM17 87H16L15 89L11 87L10 89H13V90H17V89H18V92H17V93H20V91H22V90H20V88H19V87L17 88ZM60 87L58 86V88H60ZM64 87H65V86H64ZM64 87H63V89H64ZM67 87H65V90H66ZM84 87H85V86H84ZM88 87H89V86H88ZM73 88H72V90H73ZM80 88H83V87H79L78 89H80ZM103 88H104V87H103ZM103 88H102V89H103ZM0 89H1V88H0ZM21 89H22V87H21ZM31 89H32V90H31ZM56 89H57V88H56ZM56 89H54V90H56ZM60 89H61V88H60ZM67 89H68V88H67ZM70 89H71V88H70ZM78 89H77V90H78ZM83 89H84V88H83ZM125 89H126V88H125ZM13 90H12V91H13ZM19 90H20V91H19ZM77 90H76V91H77ZM84 90H85V89H84ZM88 90H89V89H88ZM90 90H91V89H90ZM2 91H3V90H2ZM2 91H1L0 93H2V94L5 93V91H3V92H2ZM10 91H11V90H10ZM45 91L47 92V90H45ZM78 91H79V90H78ZM78 91H77V92H78ZM92 91H93V90H92ZM94 91H95V90H94ZM99 91H101V90L99 89ZM103 91H104V90H103ZM14 92H15V91H13V93H12V92H11V93L14 95ZM52 92H53V91H52ZM104 92H105V91H104ZM23 93H24V91H23ZM70 93H71V92H70ZM79 93H80V92H79ZM79 93H77V94H79ZM206 93H207V92H206ZM2 94H1V96H3V98L7 95V94H6V95H4V94L2 95ZM15 94H16V93H15ZM25 94H26V93H25ZM67 94H68V93H67ZM73 94H75V93H73ZM8 95H9V94H8ZM13 95H11V96H12V98L10 97L11 99H13ZM19 95H20V94H18L17 96H19ZM23 95H24V94H23ZM91 95H92V94H91ZM91 95H87V96H91ZM15 96H16V95H15ZM17 96H16V98H18ZM98 96H99V95H98ZM26 98H24V99H25V102L28 101V100H26ZM92 98H93V97H92ZM94 98H95V97H94ZM8 99H9V97H7L6 99L2 100V97H1V98H0V101L2 100V101H4V102L1 103L0 107H3V105L6 106L5 102H7ZM11 99H9V100H11ZM21 99H22V98H21ZM21 99H20V100H21ZM24 99H23V100H24ZM87 99H88V98H87ZM132 99H133V98H132ZM16 100H17V99H16ZM18 100H19V98H18ZM23 100H22V104L25 105V103L23 102ZM130 100H131V99H130ZM130 100H129V101H130ZM47 101H48V100H47ZM89 101H90V100H89ZM89 101H88V102H89ZM103 101H104V100H103ZM135 101H136V100H135ZM18 102H19V101H18ZM18 102L15 101L16 105L18 104ZM104 102H106V101H104ZM124 102H125V101H124ZM130 102H131V101H130ZM130 102H129V103H130ZM133 102H134V101H133ZM7 103H8V102H7ZM13 103H14V102H13ZM13 103L10 104V101H9V104L7 105V108H8L9 105H12ZM15 103H14V104H15ZM27 103H28V102H26V104H27ZM98 103H99V102H98ZM102 103H103V102H102ZM127 103H128V102H127ZM129 103H128V104H129ZM96 104H97V103H96ZM109 104H110V103H109ZM136 104H137V102H136ZM16 105H13V106H16ZM27 105H28V104H27ZM103 105H104V104H103ZM131 105H133V104H131ZM20 106H21V105H20ZM97 106H98V105H97ZM104 106H105V105H104ZM106 106H108V105H106ZM117 106H118V105H117ZM11 107H12V106H11ZM16 107H17V106H16ZM16 107H15V108H16ZM22 107H23V105H22ZM25 107H26V105H25ZM28 107H27V108H28ZM102 107H103V106H102ZM119 107H120V106H119ZM124 107H125V106H124ZM135 107H136V105H135ZM17 108H18V107H17ZM23 108H24V107H23ZM80 108H81V106H80ZM93 108H94V107H93ZM110 108H111V107H110ZM117 108H118V107H117ZM128 108H129V107H128ZM131 108H132V107H131ZM0 109H2V108H0ZM3 109H4V111H5V108H3ZM10 109H11V108H10ZM10 109H9V110H10ZM105 109H107V108H105ZM108 109H109V108H108ZM120 109H122V108H120ZM13 110H14V108H13ZM49 110H53V112H55V113H53V115H52V114H51V115L49 114V115H50V118L47 116V112H48ZM76 110H78V108H77ZM92 110H93V109H92ZM114 110H115V109H114ZM114 110H113V111H114ZM117 110H118V109H117ZM126 110L129 111V109H126ZM1 111H2V110H1ZM7 111H8V109H7ZM11 111H12V110H11ZM11 111H9V112L11 113ZM14 111H15V110H14ZM14 111H13V112H14ZM81 111H82V110H81ZM86 111H87V110H86ZM99 111H100V110H99ZM113 111H112V112H113ZM133 111H134V110H133ZM137 111H138V110H136V112H137ZM2 112H3V111H2ZM13 112H12V113H13ZM15 112H17V110H16ZM71 112H73V111H71ZM83 112H84V111H83ZM102 112H103V111H102ZM110 112H111V111H110ZM131 112H132V111H131ZM139 112H140V111H139ZM3 113L5 114V117H6V115H8V113H7V114H6L5 112H3ZM3 113L1 114V112H0V116L4 115ZM10 113H9V114H10ZM12 113H11L10 115H12ZM19 113H17L16 116H17ZM50 113H52V112H50ZM100 113H101V112H100ZM137 113H138V112H137ZM20 114H19V115H20ZM75 114H76V113H75ZM75 114H74V115H75ZM81 114H82V113H81ZM86 114H87V113H86ZM86 114H85V115H86ZM115 114H116V113H115ZM119 114H120V113H119ZM122 114H125V113H122ZM129 114H130V112H129ZM10 115H9V116H10ZM21 115L19 116V119H21ZM72 115H73V114H72ZM72 115H70V116H72ZM85 115H84V116H85ZM106 115H107V114H106ZM125 115H127V113H126ZM12 116H14V115H12ZM16 116H15V118H16ZM101 116H102V115H101ZM135 116H136V115H135ZM2 117H3V119L0 118V119H1V120H0V127H1L2 125H8V126L6 127L7 130H8L9 125H13V124H15V123H16L15 121H18V122L20 121V120H17L18 118H17L16 120L13 118L14 121H13V120L11 121V120H9L8 118H5L4 116H2ZM75 117H76V116H75ZM78 117H80V115H79ZM89 117H90V116H89ZM89 117H88V119H89ZM125 117H127V116H125ZM128 117H129V116H128ZM128 117H127V118H128ZM132 117H133V116H132ZM9 118H12V117H9ZM35 118H36V117H35ZM53 118H54V120H53ZM63 118H64V117H63ZM63 118H62V122H63V123H64V121H65V123H66V119H67V121H70V120L73 121V122H72V121L70 122V125H72L71 123L74 124V120H73V119H70L69 116H67V118L65 117V118H64V121H63ZM80 118H81V117H80ZM84 118H85V117H84ZM95 118H96V117H95ZM111 118H112V117H111ZM118 118H119V117H118ZM121 118H122V117H121ZM130 118H131V117H129V119H130ZM133 118H134V117H133ZM136 118H137V117H136ZM33 119H34V117H33ZM33 119H32V120H33ZM57 119H59V120H57ZM85 119H86V118H85ZM123 119H124V118H123ZM123 119H122V120H123ZM125 119H126V118H125ZM166 119H167V118H166ZM52 120H53V123H54V121H56V122L53 124V123H52ZM80 120H82V119H80ZM80 120H79V118H77V119L75 118V121H76V122H77V121L79 122ZM93 120H94V119H93ZM117 120H118V119H117ZM139 120H140V119H139ZM22 121H23V120H22ZM82 121H83V120H82ZM82 121H81V123H82ZM86 121H87V120H86ZM96 121H97V120H96ZM100 121H101V120H100ZM104 121H105V120H104ZM120 121H121V120H120ZM127 121H128V120H127ZM136 121H137V120H136ZM218 121H219V120H218ZM10 122H12V123L15 122V123L11 124ZM31 122H32V121H31ZM78 122H77V123H78ZM83 122H84V121H83ZM101 122H102V121H101ZM116 122H117V121H116ZM125 122H126V121H125ZM129 122H130V120H129ZM134 122H135V121H134ZM155 122H156V121H155ZM21 123H23V122H21ZM21 123H20V124H21ZM24 123H23V128H24V127L26 128V126L24 125ZM77 123H76V124H77ZM97 123H98V122H97ZM127 123H128V122H127ZM131 123L133 124V122H131ZM30 124H31V123H30ZM33 124H32V125H33ZM57 124H58V123H57ZM59 124H60V121H59ZM59 124H58V125H59ZM66 124H69V122H67ZM66 124H65V125H66ZM76 124H75V126H77ZM78 124H80V123H78ZM83 124H84V123H83ZM88 124H89V123H88ZM92 124H93V123H92ZM94 124H95V123H94ZM112 124H113V123H111V125H112ZM134 124H135V123H134ZM134 124H133V125H134ZM138 124H139V123H138ZM140 124H141V123H140ZM149 124H150V123H149ZM240 124H241V123H240ZM60 125H61V124H60ZM60 125H59V126H60ZM63 125H64V124H63ZM100 125H101V124H100ZM104 125H105V123H104ZM114 125H116V124H114ZM133 125H132V126H133ZM150 125H151V124H150ZM16 126H17V125H16ZM16 126H15V128H16ZM18 126H19V123H18ZM18 126H17V127H18ZM54 126H55V127H54ZM79 126H80V125H79ZM83 126H84V125H82V127H83ZM86 126H88V125H86ZM119 126H120V125H119ZM123 126H124V125H123ZM123 126H122V127H123ZM130 126H131V125H130ZM136 126H137V125H136ZM225 126H226V125H225ZM2 127L5 128V126H2ZM20 127H21V125H20ZM38 127H40V128L42 127V128H43V130H41L40 133L37 132V128H38ZM57 127H58V126H57ZM71 127H72V126H71ZM82 127H81V128H82ZM88 127H89V126H88ZM91 127H92V126H91ZM97 127H98V126H97ZM99 127H102V125L99 126ZM126 127H127V125H126ZM150 127H151V126H150ZM12 128H14V127H12ZM12 128L10 127L9 129H12ZM15 128H14V130H15ZM66 128H68V126H67ZM72 128H75V127H72ZM77 128H79V127H77ZM77 128H76V129H77ZM147 128H148V127H147ZM17 129H18V128H17ZM26 129H27V128H26ZM26 129H25V131H27ZM59 129H60V128H59ZM82 129H83V128H82ZM84 129H85V128H84ZM7 130L5 131V130L2 129V130H1L2 133H0V136H2L1 134H3L4 131H5V132H9V131H7ZM14 130H13V131H14ZM38 130H39V129H38ZM57 130H58V129H57ZM67 130H68V131H67ZM74 130H75V129H74ZM74 130H70V131H74ZM79 130H81V129H79ZM87 130H88V129H87ZM94 130H95V129H94ZM102 130H103V129H102ZM106 130H107V129H106ZM121 130L123 131L124 129H121ZM121 130H120V131H121ZM130 130H131V129H130ZM139 130H141V129L139 128ZM143 130H144V129H143ZM21 131L24 132V129L21 130ZM76 131H78V130H76ZM82 131L84 132L85 130H82ZM100 131H101V130H100ZM128 131H129V130H128ZM11 132H12V131H10V133H11ZM16 132H17V131H16ZM23 132L21 133L20 130H19V132H17V133H18V136H16L17 133H16V135H15L16 138H17V137L20 138V137L22 136V135L19 136V133H20V134H23V135L25 136L26 134H24L25 132H24V133H23ZM27 132H28V131H27ZM83 132H82V133H83ZM86 132L89 133L90 131L88 130V131H86ZM93 132H94V131H93ZM109 132H110V131H109ZM109 132H108V133H109ZM112 132H113V131H112ZM137 132H138V131H137ZM13 133H14V132H13ZM57 133L60 134V135H63L64 137H62V136H60V135H59V137L56 136L55 134H57ZM75 133H76V132H75ZM75 133H73V134H75ZM78 133H79V132H78ZM91 133H92V132H91ZM91 133H90L89 135H92ZM11 134H12V133H11ZM11 134H10V135H11ZM14 134H15V133H14ZM80 134H81V131H80ZM80 134H79V136H80ZM83 134H84V133H83ZM85 134H86V133H85ZM100 134H101V132H100ZM104 134H105V133H104ZM123 134L125 135V133H123ZM130 134H131V133H130ZM4 135L7 136V135H9V133H7V135H6V134H4ZM4 135H3V136H4ZM97 135H98V133H97ZM97 135H95V137H96ZM117 135H118V133H117ZM11 136H12V135H11ZM15 136H14V137H15ZM79 136H78V138H79ZM81 136H85V135H81ZM86 136H87V135H86ZM99 136H100V135H99ZM101 136H103V134H102ZM8 137H10V136H7V138H6V137H5V138L2 137V139L4 140V142H2V141H1V142H2L3 144L0 142V144H1V145H0V160H1V161H0V168H2V170H3V172L0 171V212H3V213L6 212V213H10V214H11V213H13V212L18 211L19 209L23 211V209H22L23 207H25V209H26V208H30L29 206H30L31 204H30L28 207H26V205H28V204L25 203V205H24V201H27V200L29 199V197H31V196L27 197L29 191H30V194H31V195L33 194V193H31V192H33V191H31L32 188H33V190H34V192H35V195H36V192H38L39 189H37V191H35V189H34L35 186H34V185H37V184H34V185H33L34 187H32V184L35 183L36 180H39V179L44 175V174H42V175H39V176H41V177H37V176H38L37 174L40 173V172H41V173H44V172H42V171L38 172V169H39V168H38V167L35 168L36 165H34V166H35L34 168L37 169V170H35L33 167H31V165L33 164L34 160H33L32 164L30 165L28 162H29L30 160H32V159H30V160L27 162V158H26V156L23 157V155H20V153H19V155H20L19 157H18V155H16V156L18 157L17 160H15L16 158H12L13 155L11 154V153H12L11 150L13 151L12 148H13V146L15 145V142H16V141H15V142H12V140H13V138H12V140L10 139V140H11L10 142H12V144H11L10 142L7 143V142H8L7 140L9 139ZM61 137H62V138H61ZM70 137H71V136H70ZM95 137H94V140H93V141H95L96 138H97V141H98V140H99V139H98V136H97L96 138H95ZM123 137H125V136H123ZM0 138H1V137H0ZM72 138H73V137H71L70 139H67L68 142H70L69 140H71ZM78 138H77V140H78ZM85 138H86V137H85ZM99 138H100V137H99ZM109 138H110V137H109ZM114 138H115V137H114ZM5 139H7V140L5 141ZM62 139H63V140H62ZM91 139H92V138H89L90 141H92ZM118 139H119V138H118ZM15 140H18V139H15ZM22 140H23V138H22ZM72 140L74 141V139H72ZM77 140H75V141H77ZM18 141H19V140H18ZM18 141H17V144H16L17 146L20 145V144H18V143L21 142V141H19V142H18ZM93 141H92V142H93ZM103 141H104V140H103ZM24 142H25V141H24ZM81 142H82V141H81ZM81 142H80V143H81ZM85 142L88 143V140L85 141ZM108 142H109V141H108ZM110 142H111V141H110ZM110 142H109V143H110ZM128 142H129V141H128ZM130 142H131V141H130ZM133 142H134V140H133ZM43 143H44V142H43ZM83 143H84V142H82V144H81V146H83L82 148H84V144H83ZM89 143H90V142H89ZM101 143H102V142H101ZM104 143H105V142H104ZM126 143H127V142H126ZM13 144H14V145H13ZM69 144H70V143H69ZM77 144H78V143H77ZM105 144H106V143H105ZM12 145H13V146H12ZM22 145H23V144H22ZM87 145H88V144H87ZM108 145H109V144H108ZM135 145H136V144H135ZM17 146H16V148H17ZM25 146H26V145H25ZM77 146H78V145H77ZM79 146H80V144H79ZM81 146L78 147V148H81ZM109 146H110V145H109ZM118 146H119V145H118ZM20 147H21V146H20ZM23 147H24V146H23ZM36 147H37V146H36ZM38 149H39V148H38ZM87 149H88V147H87ZM117 149H118V148H117ZM131 149H132V148H131ZM17 150H18V148H17ZM20 150H21V149H20ZM31 150H32V149H31ZM119 150H121V149H119ZM15 151H16V150H15ZM15 151H14V152H15ZM24 151H26L25 147H24ZM35 151H36V150H35ZM38 151H39V150H38ZM63 151H62V152H63ZM69 151H68V152H69ZM115 151H116V150H115ZM124 151H125V150H124ZM18 152H19V151H18ZM32 152H33V151H32ZM32 152H31V153H32ZM118 152H119V151H118ZM190 152H191V151H190ZM25 153H27L26 155H30V152H28V150H27V152H25ZM37 153H38V152L36 151L35 154H37ZM69 153H70V152H69ZM96 153H97V155H96ZM121 153H122V152H121ZM13 154H14V153H13ZM16 154H17V153H16ZM21 154H23V153H21ZM32 154H34V153H32ZM41 154H40V152L38 153V155H41ZM53 154H55V152H53ZM10 155H11V157H10ZM56 155H57V152H56L55 155H53L52 158H54V156H56ZM68 155H69V154H68ZM102 155H103V154H102ZM102 155H101V152H100V157H101ZM16 156H15V157H16ZM44 156H45V155H44ZM49 156L51 157V155H49ZM59 156H60V154L58 153V156H57L58 158H57V160H58L60 157H61V160L66 158V155H65V158H62V157H64V154H63V153L61 154L60 157H59ZM104 156L106 157L107 155L105 154ZM111 156H112V155H111ZM13 157H14V156H13ZM28 157H29V156H28ZM30 157H32V156L30 155ZM46 157H47V156H46ZM72 157H73V156H72ZM100 157H99V158H100ZM108 157H109V156H108ZM113 157H114V156H113ZM33 158H35V156H34ZM47 158H48V157H47ZM52 158H51V159H52ZM68 158H69V157H68ZM110 158H111V157H110ZM114 158H115V157H114ZM212 158H213V157H212ZM54 159H55V158H54ZM54 159H53V160H54ZM101 159L104 160L103 158H101ZM101 159H98V160L100 161V163H102ZM111 159H112V158H111ZM159 159H160V158H159ZM159 159H158V160H159ZM163 159H164V158H163ZM36 160H37V159H36ZM36 160H35V161H36ZM95 160H96V159H95ZM164 160H165V159H164ZM58 161H59V160H58ZM67 161H68V160H65V163H66ZM69 161H70V160H69ZM69 161H68V162H69ZM84 161H85V160H84ZM99 161H98V162H99ZM108 161H109V160H108ZM115 161H117V160H115ZM115 161H114V162H115ZM38 162H39V161H38ZM47 162H48V161H47ZM49 162H50V161H49ZM49 162H48L47 164H50ZM63 162H64V160L62 161V163H63ZM68 162H67V165H68ZM95 162H97V161H95ZM105 162H106V161H105ZM105 162H104V164H105ZM164 162H165V161H164ZM39 163H40V162H39ZM62 163H61V164H62ZM70 163H72V162H70ZM108 163H109V162H108ZM108 163H106V165H107ZM199 163H200V162H199ZM34 164H36V162H34ZM47 164H46V165H47ZM75 164H73L72 166H74V168L76 169V173H77V170L80 171V168L78 169V166H76ZM84 164H85V163H84ZM86 164H87V163H86ZM86 164H85V165H86ZM111 164H112V163H111ZM41 165H42V163H41ZM64 165H65V164L63 163V166H64ZM67 165H66V167H69V168H70L71 165H70V166H67ZM102 165H103V163H102ZM38 166H39V165H38ZM72 166H71V167H72ZM75 166H76V167H75ZM86 166H87V165H86ZM86 166H83V167H86ZM104 166H105V165H104ZM108 166H109V165H108ZM116 166H117V168H118L120 165L118 166V165L116 164ZM158 166H159V165H158ZM160 166H162V164H161ZM163 166H164V165H163ZM39 167H40V166H39ZM45 167H48V170H49V166H45ZM52 167H54L53 164H52ZM52 167H51V165H50V170H51ZM83 167H82V168H83ZM112 167H113V166L111 165V168H112ZM180 167H181V166H180ZM63 168H64L65 170L67 169V168H65V167H63ZM69 168H68V170H67L68 172H69V170L71 171V169H73V167H72L71 169H69ZM82 168H81V170H82ZM113 168H114V167H113ZM113 168H112V169H113ZM126 168H127V167H126ZM169 168H170V167H169ZM216 168H217V167H216ZM40 169L42 170L43 168L40 167ZM40 169H39V170H40ZM64 169H63V170H64ZM88 169H91V167L88 168ZM92 169H93V168H92ZM114 169L117 170L116 168H114ZM119 169H121V168H119ZM127 169H128V168H127ZM161 169H162V168H161ZM164 169H166V167H164ZM164 169H163V170H164ZM0 170H1V169H0ZM46 170H47V168H46ZM73 170H74V169H73ZM83 170H86V169H83ZM94 170H95V168H94ZM96 170H99V169H96ZM167 170H168V168H167ZM172 170H173V169H172ZM175 170H176V168L174 169V171H175ZM43 171H45V169H44ZM120 171H121V170H119V172H120ZM138 171H139V170H138ZM159 171H160V170H159ZM170 171H171V169H170ZM37 172H38V173H37ZM52 172H54V173L56 172V173H57V172H59V170L57 169V171H52ZM61 172L63 173V171H61ZM73 172L75 173V171H72V173H73ZM86 172H87V170L83 172L84 175L87 174ZM88 172H90V171H88ZM91 172H92V171H91ZM94 172H95V171H94ZM94 172H92V174H95ZM99 172L101 173V170L98 171V173H99ZM105 172H106V171H104V173H105ZM129 172H131V171H129ZM161 172H163V171H161ZM175 172H176V171H175ZM207 172H208V171H207ZM46 173H47V175H48V174L52 175L50 172H47V171H46ZM46 173H45V174H46ZM59 173H60V172H59ZM69 173H70V172H69ZM74 173H73V174H74ZM76 173H75V174H76ZM80 173H81V172H78L77 174H80ZM85 173H86V174H85ZM102 173H103V172H102ZM144 173H145V172H144ZM152 173H153V172H152ZM154 173H155V172H154ZM75 174H74V175H75ZM77 174H76V176H77ZM96 174H97V172H96ZM96 174H95V176H96ZM106 174H107V173H106ZM129 174H130V173H129ZM134 174H135V173H134ZM47 175H46L45 177H46L47 179H49L50 177L48 178ZM50 175H49V176H50ZM67 175H68V174H67ZM70 175H71V173H70ZM84 175H83V176H84ZM104 175H105V174H104ZM112 175H114V178H115V176H117V174L115 175V173H113ZM126 175H128V173H127ZM132 175H133V173H132ZM143 175H146V174H143ZM164 175H165V174H164ZM55 176H59V177H57V178H60V177H61L60 174H59V175L56 174ZM62 176L64 177V175H62ZM92 176H94V175H92ZM95 176H94V177H95ZM98 176H103V175L100 174V175H98ZM109 176H110V175H109ZM109 176H108V177H109ZM119 176H120V175H119ZM157 176H158V174H157ZM166 176H168V175L166 174ZM214 176H215V175H214ZM65 177H66L67 179H69V180H73V179H71V177L69 178V177H67L66 175H65ZM84 177H86V176H84ZM88 177H89V176H88ZM43 178H44V177H43ZM43 178H42V179H43ZM51 178H52V177H51ZM54 178H55V177L53 176V179H54ZM91 178H93V177H91ZM106 178H107V177H106ZM110 178L113 179V177H111V176H110ZM110 178H109V179H110ZM130 178H131V177H130ZM42 179H41V180H42ZM47 179L44 178V179H43L44 182H46L45 180H47ZM53 179H51V180L54 182V181L56 180V178H55V180H53ZM60 179H63V178L61 177ZM67 179H66V181H67ZM77 179H78V178H77ZM79 179L82 181L81 177H80ZM79 179H78V180H79ZM86 179H88V178H86ZM97 179H99V177H98ZM101 179H102V178H101ZM101 179H100V180H101ZM104 179H105V178H104ZM120 179H121V181H122V178H121V177H120ZM131 179H133V178H131ZM154 179L156 180V178H154ZM171 179H172V178H171ZM41 180H39V181H41ZM51 180H50V181H51ZM64 180H65V179H64ZM80 180H79V181H80ZM126 180H129V179H126ZM133 180H134V179H133ZM177 180H178V179H177ZM48 181H49V180H48ZM48 181H47V182H48ZM96 181H97V180H96ZM96 181L94 180V181H92V182H96ZM104 181H105V180H104ZM104 181H103V179H102V182H104ZM106 181H107V180H106ZM112 181H113V180H111V182H112ZM131 181H132V180H131ZM215 181H216V180H215ZM41 182L43 183V181H41ZM47 182H46V183H47ZM55 182H56V181H55ZM55 182H54V183H55ZM60 182H63V181H60ZM67 182H68V181H67ZM71 182H72V181H70V184H71ZM74 182H75V180H74ZM83 182H84V179H83V181H82V184H84V183H85V184L88 183V182H86V181H85L84 183H83ZM107 182H108V181H107ZM114 182H116V181H113V183H114ZM117 182H118V181H117ZM123 182H125V181H123ZM136 182H137V180H136ZM48 183H49V182H48ZM48 183H47V184H48ZM57 183H59V182L57 181ZM100 183H101V182H100ZM121 183H122V182H121ZM134 183H135V182H134ZM43 184H44V183H43ZM64 184H66V183L64 182ZM67 184H69V182H68ZM73 184H77V183H73ZM78 184H79V183H78ZM178 184H179V183H178ZM38 185H39V184H38ZM48 185H49V184H48ZM58 185H59V184H58ZM62 185H63V184H62ZM62 185H61V187H63V189H64V186L67 187V185H64V186H62ZM80 185H81V184H80ZM112 185H113V184H112ZM45 186H46V185H45ZM46 187H47V186H46ZM120 187H121V186H120ZM138 187H139V186H138ZM176 187H178V186H176ZM38 188H39V187H38ZM78 188H79V187H78ZM133 188H134V187H133ZM41 189H42V188H41ZM50 189H51V188H50ZM66 189H67V188H66ZM82 189H83V188H82ZM84 189H85V188H84ZM84 189H83V190H84ZM106 189H107V188H106ZM142 189H144V188H142ZM148 189H149V188H148ZM163 189H164V188H163ZM55 190H56V189H55ZM58 190H59V189H58ZM85 190H86V189H85ZM85 190H84V191H85ZM87 190H88V189H87ZM133 190H134V189H133ZM136 190H137V189H136ZM150 190H151V189H150ZM155 190H156V189H155ZM74 191H75V190H74ZM84 191H82V192L80 191L81 194H83ZM137 191H139V190H137ZM140 191H141V190H140ZM146 191H147V190H146ZM41 192H42V191H41ZM41 192H39V193H41ZM103 192H105V190H104ZM124 192H125V191H124ZM149 192H150V191H149ZM179 192H180V191H179ZM84 193H85V192H84ZM87 193H89V192H87ZM93 193H94V192H93ZM145 193H146V192H145ZM145 193H144V194H145ZM163 193H164V192H163ZM168 193H169V192H168ZM177 193H178V191H177ZM49 194H51V193H49ZM53 194H54V193H53ZM69 194H70V193H69ZM77 194H78V193H77ZM77 194H76V196H75V194H73V195L76 197V198H74V200L77 199V196L79 195V194H78V195H77ZM114 194H115V193H114ZM170 194H171V193H170ZM197 194H198V193H197ZM257 194H258V197H257V198H255L252 202H248V203H247V204H250L247 208H250V210L252 209V211H251V213H250V215L252 216V218H251V219H252L251 223L249 222L251 219L249 220V219L247 218V215L242 214V212H241L242 215H239V217L237 218V219H239V221H240V222H238V223H241V224L243 225V227L247 225V228H248V223H250V226H251V225H252V226L255 225V227H256V226H259V225L263 222V218H264V217H263V215H264V185H262V190H261L260 194H259V193H257ZM43 195H44V194H43ZM45 195H46V193H45ZM51 195H52V194H51ZM51 195H49V196H51ZM56 195H58V194H56ZM60 195H61V194H60ZM86 195H89V194H86V193H85V195L83 194L82 197H83V196H86ZM145 195H146V194H145ZM153 195H154V194H153ZM162 195H163V194H162ZM188 195H189V194H188ZM223 195H224V194H223ZM33 196H34V194H33ZM36 196H37V195H36ZM36 196H34V198H35ZM39 196H40V195H39ZM41 196H42V195H41ZM46 196H48V194H47ZM54 196H55V195H54ZM63 196H64V195H63ZM69 196H70V195H69ZM71 196H72V195H71ZM89 196H90V195H89ZM91 196H92V195H91ZM180 196H181V195H180ZM194 196H195V195H194ZM226 196H227V195H226ZM256 196H257V195H256ZM80 197H81V196H80ZM80 197H78V198H80ZM82 197H81V198H82ZM87 197H88V196H87ZM94 197H95V196H94ZM139 197H140V196H139ZM152 197H153V196H152ZM166 197H167V196H166ZM170 197H171V196H170ZM176 197H179V196H176ZM184 197H186V196H184ZM200 197H201V196H200ZM223 197H224V196H223ZM223 197H222V198H223ZM231 197H232V196H231ZM36 198H37V197H36ZM56 198H57V197H56ZM65 198H66V200H67V199L70 200L72 197H68V198L65 197ZM83 198H84V197H83ZM83 198H82V199H83ZM99 198H100V197H99ZM140 198H141V197H140ZM147 198H148V197H147ZM191 198H192V197H191ZM202 198H203V197H202ZM31 199H32V200H35V199H33V198H30L28 201L32 202ZM58 199H59V198H58ZM72 199H73V198H72ZM72 199L70 200L71 202L69 201V203H72V202L74 201V200H72ZM86 199H87V198H86ZM86 199H85V200H86ZM144 199H145V197H144ZM149 199H150V198H149ZM149 199H147V201H149ZM170 199H171V200H170ZM185 199H186V198H185ZM45 200H46V199H45ZM50 200H52V199H50ZM66 200H64V201H66ZM136 200H137V199H136ZM139 200H141V199H139ZM166 200H169V201L172 202V198H169V199H166ZM166 200H164V201L166 202ZM180 200H181V199H180ZM182 200H183V199H182ZM193 200H194V199H193ZM62 201H63V200H61V202L59 201L61 205H62ZM141 201H142V200H141ZM150 201H153V200H150ZM159 201H160V200H159ZM159 201H158V202H159ZM162 201H163V199H162ZM169 201H168V202H169ZM174 201H175V200H174ZM176 201H177V200H176ZM178 201H179V198H178ZM222 201H223V200H222ZM40 202H41V201H40ZM52 202H53V201H52ZM55 202H56V200H55ZM77 202L83 203V202H81V201H79V200H78ZM77 202H75V203H77ZM145 202H146V201H145ZM193 202H194V201H193ZM198 202H199V201H198ZM201 202H202V203H201ZM201 202H200V203H193V204L191 203V206H190V207H189V205H187V206H183V207H180V206L177 207L178 209L181 208L182 210H181V209H180V210H181V212H183V213H181V214L179 213L180 215L177 213L179 216L182 215V216L180 217V219H178L177 214H175V215H176V218L178 219V221H180L179 223H180L181 226H182L181 223H183V226H184V229H185V230H186L185 227H187V226L184 225V222H186L185 224H188L186 220L192 218V217H189V216H190L189 213L187 214V213H185V211L187 212V211H190V210H191L190 213H192V209H193V212L195 211L196 214L191 215V216H194L192 222H194V220H195L198 224H200V225L203 226V229H204V230L207 229L209 226H212L211 224H213V223H215V224H216V222H218V223H224L225 220L228 221V219H226V218L229 217V219H231V217L234 216V215H233V216L230 217L229 214L233 211V209L226 207L225 203H224V204L222 203L223 205H221V204H216V203L214 202L215 204L212 203V204H210V205L207 207L206 205H204L203 201H201ZM216 202H218V201H216ZM220 202H221V201H220ZM37 203H39V201H38ZM57 203H58V202H57ZM65 203H66V202H65ZM65 203H63V205H64ZM69 203H68V204H69ZM141 203H142V202H141ZM151 203H152V202H151ZM155 203H156V201H155ZM169 203H170V202H169ZM187 203H188V202H187ZM231 203H232V202H231ZM43 204H44V203H43ZM60 204H58V205H60ZM84 204H85V203H84ZM96 204H97V203H96ZM143 204H144V203H143ZM152 204H154V203H152ZM152 204H151V205H152ZM159 204H160V203H159ZM164 204H165V203H164ZM166 204H168V203L166 202ZM172 204H173V203H172ZM184 204L186 205V203H184ZM234 204H235V203H234ZM236 204H237V203H236ZM247 204H245V205H247ZM23 205H24V206H23ZM46 205H47V204H46ZM55 205H56V204H55ZM61 205H60V206H61ZM72 205H75V207H76V204H73V203H72ZM86 205H87V204H86ZM113 205H114V204H113ZM115 205H116V204H115ZM118 205H119V204H118ZM151 205H150V206H151ZM178 205H179V204H178ZM180 205H181V203H180ZM228 205H229V204H228ZM232 205H233V204H232ZM36 206H40V203H39L38 205L36 204ZM68 206H69V205H68ZM77 206H78V205H77ZM150 206L147 207L148 211L145 209V211H144L143 213H145L146 211L149 212V211L151 210V209L149 210ZM159 206H160V205H159ZM166 206H169V205H165V206H163V207L157 208L156 210H154V211L152 210V212H151V211H150V212H151V214L153 213L155 216H158V215H160V214L164 215L165 212L168 213L169 211H171V213H172V211L175 210V208L172 209L173 207H171V208L169 207V208H168V207H166ZM176 206H177V205H176ZM31 207H33L32 209H34V206L31 205ZM40 207H41V206H40ZM65 207L67 208V205H66ZM71 207H73V209H74V206H71ZM37 208H38V207H37ZM37 208H35L34 211H35ZM48 208H49V207H48ZM54 208H55V207H54ZM54 208H53V209H54ZM61 208H62V207H61ZM77 208H78V207H77ZM190 208H191V209H190ZM205 208H206V209H205ZM239 208H241V207H239ZM239 208H237V209H239ZM247 208H246V209H247ZM25 209H24V210H25ZM46 209H47V208H46ZM63 209H64V208H63ZM67 209H68V208H67ZM70 209H72V208H70ZM82 209H83V208H82ZM142 209H143V208H142ZM244 209H245V207H244ZM29 210L31 211V208L28 209V211H29ZM51 210H52V209H51ZM55 210H59V208L57 209V207H56ZM128 210H129V209H128ZM128 210H127V211H128ZM135 210H136V209H134V211H135ZM242 210H243V209H242ZM250 210H249V211H250ZM22 211H21V212H22ZM32 211H33V210H32ZM32 211H31L30 213H32ZM62 211H63V210H62ZM62 211H61L62 216H66V213H68V211L65 212V213H63L64 211H63V212H62ZM119 211H120V210H119ZM121 211H122V210H121ZM121 211H120V212H121ZM123 211H124V210H123ZM127 211H126V212H127ZM134 211H133V212H134ZM141 211H142V210H141ZM238 211H239V210H237V212H238ZM240 211H241V209H240ZM244 211H245V210H244ZM244 211H243V212H244ZM24 212H25V211H24ZM26 212H27V210H26ZM43 212H44V211H43ZM56 212H57V211H56ZM58 212H60V210H59ZM120 212H118V213L120 214ZM126 212H125V213H126ZM178 212H180V211H178ZM195 212H194V213H195ZM246 212H247V211H246ZM30 213L28 212L27 214L31 216ZM33 213H34V212H33ZM33 213H32V214H33ZM35 213H36V212H35ZM47 213H48V212H47ZM49 213H50V212H49ZM118 213H117V214H118ZM123 213H124V212H123ZM134 213H135V212H134ZM138 213H139V214L141 213V216H142V212H138ZM204 213H205V214H204ZM212 213H216L218 216L215 217V219H213L214 216L212 215V216H213V217H212V216L210 215V214H212ZM17 214H18V213H17ZM17 214H16L15 216H17ZM37 214H38V213H37ZM57 214L59 215V213H56V215H57ZM61 214H60V215H61ZM64 214H65V215H64ZM68 214H70V211H69ZM68 214H67V215H68ZM74 214H75V213H74ZM74 214H73V215H74ZM90 214H91V213H90ZM126 214H127V213H126ZM128 214L130 215L129 212H128ZM148 214H149V213H148ZM173 214H174V213H173ZM173 214H172V215H173ZM207 214H209V215L211 216L212 220H208V219L206 220V217H205V216H207V218H209ZM7 215H8V214H7ZM20 215H21V214H20ZM20 215L18 214V216H20ZM39 215H40V213H39ZM42 215H44V214L42 213ZM42 215H41V216H42ZM45 215H46V214H45ZM51 215H53V213H52ZM83 215H85V214H82V216H83ZM101 215H102V214H101ZM120 215L123 216L124 214H120ZM120 215H118L120 218L118 219V223H117V225H119V227L122 226V224H120V222H123V220H124L123 217L120 216ZM131 215H132V213H131ZM135 215H136V213H135ZM135 215H132V216L136 217L137 215H136V216H135ZM143 215H146V214H143ZM170 215H171V214H170ZM172 215H171V216H172ZM204 215H205V216H204ZM250 215H249V216H250ZM10 216H11V215H10ZM18 216H17V217H18ZM22 216H23V215H22ZM32 216H35V215L33 214ZM32 216H31V218H33ZM36 216H37V218H39L38 215H36ZM36 216H35V217H36ZM49 216H50V215H49ZM68 216H71V215H68ZM79 216H81V215L79 214ZM82 216H81V217H82ZM86 216H87V215H86ZM92 216H93V215H92ZM115 216H117V215H115ZM139 216H140V215H139ZM146 216H148V215H146ZM167 216H168V215H167ZM171 216H168V217H171ZM236 216H237V215H236ZM249 216H248V217H249ZM24 217H25V216H23V219H24V220H27V219L29 220V218H27V217H29V216L26 217L27 219L24 218ZM76 217H77V215H76ZM81 217H80V218H81ZM84 217H85V216H84ZM104 217H105V216H104ZM161 217H164V216H161ZM165 217H166V216H165ZM203 217H204L205 219H204ZM0 218H1V217H0ZM2 218H3V217H2ZM5 218H7V217H5ZM5 218H4L5 223L10 222V221H6ZM20 218L22 219V217H20ZM31 218H30V219H31ZM54 218H55V217H54ZM80 218H79V219H80ZM113 218H115V217H113ZM126 218L129 219L128 217H126ZM172 218H173V217H172ZM174 218H175V216H174ZM176 218H175V220H176ZM234 218H236V217L234 216ZM11 219H12V217H11ZM21 219H20V220H21ZM35 219H36V218H35ZM52 219H53V218H52ZM60 219L62 220L63 217L60 218ZM60 219H58V221H59ZM64 219H66V218H64ZM67 219H68V218H67ZM81 219H82V221H83V220L85 221V218H84V219L81 218ZM86 219L88 220V218H86ZM127 219H125V220L127 221ZM134 219H135V220H133L132 223L135 222V224H136V222L138 223L139 220L142 219V218L140 217L139 220H138L137 218H134ZM136 219H137V220H136ZM148 219H149V218H148ZM148 219H146V220L144 219V220H145V221H148ZM152 219H153V218H152ZM159 219H161V218H159ZM159 219H158V221L155 220V222H159ZM209 219H210V218H209ZM15 220L18 221L19 219H18V220L15 219ZM39 220H40V218H39ZM47 220H48V219H47ZM49 220H50V219H49ZM56 220H57V219H56ZM61 220H60L58 223H60ZM70 220H71V219H70ZM72 220H76V219H72ZM91 220H92V219H91ZM115 220H116V219H115ZM131 220H132V218H131ZM162 220H164V219H162ZM162 220H160V221L162 222ZM166 220H167V219H166ZM166 220H164V221H166ZM233 220H234V219H233ZM63 221H64V220H63ZM94 221H95V220H94ZM104 221H105V220H104ZM104 221H103V222H104ZM106 221H107V220H106ZM108 221H110V220H108ZM111 221H112V219H111ZM128 221H130V220H128ZM145 221H144V222H145ZM170 221H171V218H170L169 221L167 220L166 222H163L164 225L162 224V225H160V226H161V227L164 226V228H165V226L168 227V228H170V226L173 227V225L171 224ZM173 221H174V219L172 220V222H173ZM178 221H176V222H178ZM190 221H191V220H190ZM226 221H225V222H226ZM231 221H232V219H231ZM1 222H2V223H1ZM14 222H15V221H14V218H13V223H14ZM30 222H31V221H30ZM30 222H29V223H30ZM32 222H34V221H32ZM53 222L55 223L56 221H52V223H53ZM66 222H67V221L61 222V224H62L63 226H64V225H67V224H65ZM71 222H72V221H71ZM76 222H77V220H76ZM76 222H74V223H76ZM98 222H99V221H98ZM112 222H113V221H112ZM153 222H154V221H153ZM188 222H189V221H188ZM192 222H191V223L189 222V223H190L191 225H193L195 222H194L193 224H192ZM229 222H230V220H229ZM229 222H228V223H229ZM21 223H22V222H21ZM23 223H24V222H23ZM29 223L27 224L29 228H26V227H25L26 230H24L25 233L23 232V234L27 237V239H31L32 243H31V244H27V245L23 244L24 242L21 243V244H15V245H12V247H14V248H16V249H14V250L11 249V250L15 251V250H17V249H22V248H24V249H28L27 252H29V250H31L30 253H32V251H34L35 249H36V250L43 249V248H41V247L44 246L45 243H48V244H50V243L52 244V243H53V245H55V244L58 245V249H57V250L61 249V248H59L60 246H63L64 248H63V247H62V248H63L64 250L67 251L68 246L71 245V243L73 242V241H72V237H73V236L70 237V236H71V233H70L71 231H70V230L67 231V230L64 229V230H65L64 232H65V233L67 232V233H66L64 236L57 238V237L55 236V233H54V232H55V229H58L59 227H58V228H55V226H52V228H53V227L55 228V229H53L54 232L52 233L53 230L51 231V230L49 229V227L47 228V227H45V226H38V225H36V224H37V221H36V224L34 223L35 225H33L32 227L29 226V225L31 224V223H30V224H29ZM38 223H39V222H38ZM41 223H42V222H40V224H41ZM52 223H51V224H52ZM54 223H53V224H54ZM68 223H70V222H68ZM77 223H78V222H77ZM77 223H76V224H77ZM93 223L96 224L95 222H92V224H93ZM99 223H100V222H99ZM108 223H111V222H108ZM127 223H128L127 225L131 224V223H129V222H127ZM226 223H227V222H226ZM228 223L226 224L227 226H228L229 224H231V225L234 226V227H233V226L231 227V231L234 230V232H235V231H236V227H237V226L234 225L235 223H234V224H232V223H229V224H228ZM10 224H11V222H10ZM10 224H9V225H10ZM42 224H44V223H42ZM46 224L48 225L49 223H46ZM51 224H50V225H51ZM124 224H125V223H124ZM124 224H123V226L126 225V224H125V225H124ZM142 224L144 225V223H142ZM156 224H157V223H156ZM160 224H161V223H160ZM195 224H196V223H195ZM195 224H194V225H195ZM241 224H240V225H241ZM23 225H24V224H20L19 226H23ZM31 225H32V224H31ZM69 225H70V224H69ZM71 225H72V224H71ZM79 225H80V224H79ZM85 225L87 226V224H83V225L81 224L80 226H81V227H82V226L85 227ZM109 225H111V224H109ZM109 225H107V226H109ZM117 225H114V227L117 226ZM133 225H134V224H133ZM133 225H132V227H133ZM152 225H153V224H152ZM154 225H155V224H154ZM176 225H178V223H177ZM180 225H179V226H180ZM188 225H189V224H188ZM224 225H225V223H224ZM7 226H8V225H7ZM7 226L4 225V221H3V219H1V221H0V247H3V245H4V244L2 245L3 240H2L1 238H4L3 236L7 235L8 232H9V234L11 233L12 236H14L16 239H18V238L20 239V237H18V235H17V234L19 233V231H16V230H14V231H16V232H14V231H10L9 228H7ZM12 226H13V225H12ZM14 226H16V223H15ZM19 226H18V227H19ZM25 226H26V224H25ZM58 226H60V224H59ZM72 226H73V225H72ZM75 226L77 227V225H75ZM75 226H74V227H75ZM80 226H78L77 228H79ZM97 226H98V225H97ZM103 226H104V225H103ZM103 226H101L102 229H103ZM112 226H113V225H112ZM129 226H130V225H129ZM150 226H151V225H150ZM156 226H159V225H156ZM183 226H182V227H183ZM195 226H196V225H195ZM195 226H194V227H195ZM197 226H199V225H197ZM197 226H196V227H197ZM213 226H214V225H213ZM227 226H226V227H227ZM238 226H239V225H238ZM250 226H249V227H250ZM252 226H251V229L253 228ZM23 227H24V226H23ZM64 227H65V226H64ZM67 227H68V225H67ZM74 227H73V228H74ZM76 227H75V228H76ZM94 227H96V226L94 225ZM101 227H99V228H101ZM104 227H105V226H104ZM139 227H140V226H139ZM141 227H142V225H141ZM153 227H154V226H153ZM196 227H195V229H196ZM220 227H221V226H220ZM224 227H225V226H224ZM224 227H223V228H224ZM226 227H225V228H226ZM261 227H262V225H261ZM19 228H20V227H19ZM52 228H51V229H52ZM86 228H89V230H91V224H90V227H89V223H88V226H87ZM108 228H109V227H108ZM122 228H124V227H122ZM129 228H130V227H129ZM129 228H128V229H129ZM137 228H138V227H137ZM144 228H145L146 230L148 229L147 226L144 227ZM175 228H176V229H180L181 227H178V228H177V226H176ZM175 228H174V231H173L174 234H176V232H175ZM190 228H192V227L190 226ZM190 228H189V229H190ZM198 228H199V227H198ZM200 228H201V227H200ZM212 228H213L212 231H213L214 229H216V227H212ZM221 228H222V227H221ZM223 228H222V229H223ZM225 228H224V229H225ZM229 228H230V227H228V230H229ZM232 228H233V229H232ZM17 229H18V228H17ZM60 229H62V228H60ZM79 229L81 230V228H79ZM82 229H83V227H82ZM93 229L95 230V228H93ZM104 229H105V228H104ZM138 229H139V228H138ZM138 229L134 230L133 233L131 232V230H130L131 233L127 231L128 233L133 234L134 236H135V234H136L137 236H139V239H138V241H136V242H139V240H141V239H140V238H141L140 235H138L139 233L135 232V231H137ZM155 229L158 231V228H157V227H156ZM160 229H161V228H160ZM162 229H163V227H162ZM162 229H161V230H162ZM222 229H221V230H222ZM237 229H238V228H237ZM241 229H242V228H241ZM258 229H260V228L258 227ZM62 230H63V229H62ZM62 230H58V231H62ZM85 230H87V229H85ZM98 230H99V229H97V231H98ZM109 230H110V228H109ZM125 230H127V229H125ZM139 230H140V231H139ZM139 230H138V232H140V233H141L142 231H144V230H141V229H139ZM146 230H145V231H146ZM150 230H151V229L149 228V234L147 233L148 231H146V234L150 235L151 233H153V230L151 231V233H150ZM164 230H167V228L164 229ZM171 230H173V229L170 228L169 231H171ZM199 230H200V229H199ZM219 230H220V228H219ZM221 230H220V231H221ZM226 230H227V228H226ZM247 230H248V229H247ZM254 230H255V229H254ZM81 231H82V230H81ZM111 231H113L114 233H117V232H118L117 234H120L121 231L123 232L124 230H122V229H121V230H117V228H116L115 231H114L113 229H111ZM116 231H117V232H116ZM119 231H120V233H119ZM159 231H160V230H159ZM159 231H158V234H160V237H162L161 235L164 234V233H166V235H169V236L166 237L167 239H166V238H165V239L168 241V243L171 242V241L168 239V237H170V236L173 235V234H171V235L168 234L169 231H168V232H167V231H166V232H164V231L159 232ZM181 231H182V230H181ZM205 231H206V230H205ZM209 231H210V229H209ZM217 231H218V230H217ZM248 231H249V230H248ZM56 232H57V230H56ZM103 232H105V231H103ZM124 232H125V233H124ZM124 232H123L124 235L127 234L126 231H124ZM134 232H135V234H134ZM162 232H163V233H162ZM171 232H172V231H171ZM200 232H202V229L200 230ZM203 232H204V231H203ZM224 232H226V231H224ZM228 232H230V230H229ZM238 232H239V231H238ZM240 232H241V231H240ZM244 232H246V231H244ZM257 232H258V231H257ZM21 233H22V231H21ZM21 233H19V234H21ZM59 233H60V234H64V233H61V232H59ZM73 233H74V232H73ZM105 233H108V232H105ZM154 233L156 234L157 232L155 231ZM154 233H153L154 236L150 237L151 239L154 238L155 236H157V235H155ZM179 233H180V232H179ZM181 233H182V232H181ZM184 233H185V232H184ZM186 233H187V232H186ZM190 233H192V232H189V233H187V234H190ZM204 233H205V232H204ZM204 233H203V234H204ZM208 233H209V232H208ZM213 233H214V232H213ZM215 233H216V235H217V232H215ZM221 233H223V232H221ZM231 233H232V232H231ZM231 233H230V234H231ZM92 234H93V233H92ZM92 234H91V233H88V235H87V233H86V235H87L88 237H90ZM98 234L100 235V233H98ZM98 234H97V235H98ZM103 234H104V233H103ZM103 234H101V236H104ZM121 234H122V233H121ZM121 234H120V235H121ZM141 234L144 235V232L141 233ZM177 234H178V233H177ZM203 234H202V235H203ZM227 234H228V233H226V237H227ZM232 234H233V233H232ZM235 234L237 235V231H236ZM247 234H249V233L247 232ZM250 234H251V233H250ZM252 234H253V233H252ZM252 234H251V235H252ZM21 235H22V234H21ZM24 235H22V236H24ZM89 235H90V236H89ZM107 235H108V238H107V240H108V239H109L110 232H109ZM112 235L114 236V238H115V236H116V237H119L118 235H114L113 233H112ZM112 235H111L110 238H113ZM124 235H122V236H124ZM128 235H129V234H127V236H128ZM143 235H142V236H143ZM151 235H152V234H151ZM194 235H195V234H194ZM213 235H214V234H213ZM218 235H219V234H218ZM218 235H217V236L214 235L215 238H216V237L219 238L220 236H218ZM221 235L225 236L224 234H221ZM245 235H246V234H245ZM254 235H255V234H254ZM256 235H257V234H256ZM8 236H9V235H7V237H8ZM19 236H20V235H19ZM22 236H21V237H22ZM84 236H85V234H84ZM84 236H83V237H84ZM129 236H130V235H129ZM158 236H159V235H158ZM164 236H165V235H164ZM173 236H174V235H173ZM173 236H172V237H173ZM179 236H180V235H179ZM191 236H192V235H191ZM211 236H212V235H211ZM243 236H244V235H243ZM14 237H13V239H15ZM26 237H25V238H26ZM74 237L77 238V236H74ZM74 237H73V238H74ZM85 237H86V236H85ZM85 237H84V238H85ZM130 237L132 238L133 236H130ZM144 237L146 238V235L143 236V239H144ZM180 237H181V236H180ZM180 237H179V238H180ZM182 237H183V236H182ZM186 237H187V236H186ZM186 237H185V238H186ZM196 237H199V236L197 235ZM212 237H213V236H212ZM212 237H211V239H212ZM226 237H225V238H226ZM245 237H247V236H245ZM9 238H10V236H9ZM93 238H94V237H93ZM119 238H120V237H119ZM119 238H118V239H119ZM125 238H127V237H125ZM128 238H129V237H128ZM135 238H136V237H135ZM135 238H134V239H135ZM150 238H146V239H147L146 241H148V239L150 240ZM156 238H158V237H156ZM179 238H177V239H179ZM192 238H193V237H192ZM221 238H222V236H221ZM228 238H231V237L228 236ZM89 239L91 240V238H89ZM96 239H97V238H96ZM103 239H104V238H103ZM105 239H106V238H105ZM115 239L118 240L117 238H115ZM115 239H114V240H115ZM121 239H122V240H121ZM123 239H124V238L121 237V238H120V241L122 242ZM132 239H133V238H132ZM134 239H133V240H134ZM136 239H137V238H136ZM154 239H155V238H154ZM165 239L163 238L164 243H167V241L165 242ZM173 239H175V238H173ZM173 239H171V240H173ZM187 239H188V237H187ZM200 239H201V238H200ZM207 239H208V238H207ZM213 239H214V237H213ZM223 239H224V238H223ZM235 239H236V238H235ZM240 239H241V238H240ZM247 239H248V238L245 239L246 243H244L243 248L240 249L241 251L239 250V253H238L237 255H235V256L233 255L234 257L231 258L230 260H228V261L225 260V261H222V262H220V263H218V264H255L256 262H257L256 264H259V262H258L259 260H258V259L264 260V254L262 253V247H261V245L255 243V241L253 240L252 237H251V239L249 238L250 240H247ZM1 240H2V242H1ZM25 240H26V239H25ZM90 240H89V242H87V243L90 244ZM114 240H112V241H114ZM155 240H156V239H155ZM161 240H162V239H161ZM161 240L157 241V244H159V243L164 244V243H162ZM194 240H195V239H194ZM202 240H203L202 242H204L205 238L202 239ZM208 240H209V239H208ZM215 240H216V239H215ZM217 240H218V239H217ZM220 240H222V239H220ZM226 240H228V239L226 238ZM230 240H231V239H230ZM5 241H6V244H7L8 241H7V240H5ZM71 241H72V242H71ZM79 241H80V240L77 241V243H78V248H79V247H82L81 244H83L82 241H84V240L80 241V243L82 242L81 244L79 243ZM95 241H98V240H95ZM108 241H111V240H108ZM118 241H119V240H118ZM125 241H128V239H125ZM141 241H145V240H141ZM152 241H153V240H152ZM160 241H161V242H160ZM185 241H186V240H185ZM240 241H241V240H240ZM74 242H75V241H74ZM84 242H85V241H84ZM114 242H115V241H114ZM121 242H120V243H121ZM128 242H129V241H128ZM128 242H127V243H128ZM133 242H134V241H131V242H129V244H130V243L132 244ZM149 242H151V241H149ZM158 242H159V243H158ZM176 242H177V241H176ZM182 242H183V240H182ZM222 242H223V245H224V246H226V244L228 243V242L225 241V240L222 241ZM222 242H221V243H222ZM226 242H227V243H226ZM231 242H232V240H231ZM231 242H230V243H231ZM242 242H243V241H242ZM9 243H10L9 246H11V244H13V242H9ZM15 243H16V242H15ZM77 243H76V244H77ZM97 243H98V242H97ZM103 243H104V242H103ZM142 243H143V242H142ZM142 243H141L139 246H141ZM145 243H146V242H145ZM151 243H152V242H151ZM154 243H155V242H154ZM154 243H152V244H154ZM168 243H167V244H168ZM178 243H179V242H178ZM178 243H177V244H178ZM194 243H195V242H194ZM198 243H199V242H198ZM200 243H201V242H200ZM200 243H199V244H200ZM206 243H207V242H206ZM210 243H212V242H210ZM218 243H219V242H218ZM224 243H226V244H224ZM233 243H234V240H233V242H232V245H234ZM239 243H240V242H239ZM51 244H50V245H51ZM79 244H80V246H79ZM89 244H87V245H89ZM92 244H96V243H95V242H94V243H91V245H89V246H92ZM105 244H107V243H105ZM123 244H124V243H123ZM125 244H126V243H125ZM129 244H128V245H129ZM134 244H135V243H134ZM136 244H137V243H136ZM138 244H139V243H138ZM152 244H151V245H152ZM170 244H171V243H170ZM199 244H197V245L199 246ZM201 244H202V243H201ZM201 244H200V245H201ZM203 244H204V243H203ZM236 244H237V243H236ZM236 244H235L234 247H236ZM73 245L75 246V247H74V248H75L74 250L76 251V249H78V248H76L77 245H75V244H73ZM87 245L84 244L83 246L86 247ZM99 245H100V244H98V246H99ZM114 245H115V244H114ZM143 245H144V244H143ZM143 245H142V246H143ZM146 245H148V244H146ZM146 245H145V246H146ZM149 245H150V243H149ZM154 245H155V244H154ZM194 245H195V244H194ZM221 245H222V244H221ZM221 245H220L219 247H221ZM131 246H132V245H131ZM131 246H130V247H131ZM136 246H138V245H136ZM159 246H161V245H159ZM163 246H164V245H163ZM166 246H167V245H166ZM185 246H186V245H185ZM215 246H216V245H215ZM227 246H230V245H227ZM45 247H46V246H45ZM49 247H50V246H49ZM54 247H55V246H54ZM65 247H66V249H65ZM94 247H95V246H94ZM94 247H93V248H94ZM108 247H109V246H108ZM148 247H150V246H148ZM151 247H152V246H151ZM196 247H197V246H196ZM205 247H206V246H205ZM205 247H204V248H205ZM208 247H209V246H208ZM216 247H218V245H217ZM234 247L232 246V248H234ZM4 248H5V245H4V247L1 248V249H4ZM7 248L9 249V250H8V253H9V252L13 253L12 251H10V247L7 246ZM47 248H48V247H47ZM50 248H51V247H50ZM56 248H57V247H56ZM70 248H71V249H69L68 251H72V247H70ZM93 248H92V249H93ZM137 248H138V247H137ZM143 248H144V247H143ZM156 248H157V247H156ZM161 248H162V247H161ZM194 248H195V247H194ZM198 248H199V247H198ZM209 248H211V246H210ZM209 248H208V249H209ZM221 248H222V247H221ZM229 248H230V247H229ZM229 248H227V249L230 250ZM232 248H231V249H232ZM239 248H240V247H239ZM1 249H0V250H1ZM48 249H49V248H48ZM88 249L91 251V247L88 248ZM127 249H128V248H127ZM145 249H146V248H145ZM152 249H153V248H152ZM201 249H202V245H201ZM212 249H214V247H213ZM222 249H223V248H222ZM234 249H235V248H234ZM237 249H238V247H237ZM237 249H236V250H237ZM5 250H6V248H5ZM36 250H35V251H36ZM61 250H62V249H61ZM64 250H63V251H64ZM218 250H219V249H218ZM224 250H226V249H223V251L221 250L222 253H225ZM19 251H20V250H19ZM22 251H24V250H22ZM35 251H34V253H38V252H35ZM59 251H60V250H59ZM66 251H64V252H66ZM87 251H88V250H87ZM130 251H132V250H130ZM144 251H145V250H144ZM146 251H147V249H146ZM150 251H151V250H150ZM154 251H155V250H154ZM184 251H185V250H184ZM197 251H199V250H197ZM207 251H208V250H206V252H207ZM1 252H3V251H0V253H1ZM6 252H7V250L5 251V254H6ZM20 252H21V251H20ZM20 252L17 251L15 254H18V253H20ZM27 252H23V253H25V254H23V253L21 252L20 255H19V254H18V255L21 256V255L23 254V255L21 256V257H23L24 255H26ZM124 252H125V251H124ZM148 252H149V251H148ZM148 252H147V253H148ZM151 252L153 253V251H151ZM151 252H149V253H151ZM218 252H220V251H218ZM76 253H77V252H76ZM216 253H217V252H216ZM222 253H221V254H222ZM226 253H227V252H226ZM3 254H4V252H3ZM13 254H14V253H13ZM73 254H74V253H73ZM93 254H94V253H93ZM171 254H172V253H171ZM197 254H198V253H197ZM7 255H8V254H7ZM29 255H31V254H29ZM36 255H37V254H36ZM146 255H147V254H146ZM157 255H158V254H157ZM8 256H9V255H8ZM8 256H6V257H8ZM10 256H11V255H10ZM15 256H16V255H15ZM19 256H18V257H19ZM32 256H33L32 259H34V254H33V253H32V255H31V257H32ZM73 256H74V255H73ZM95 256H96V255H95ZM151 256H152V255H151ZM16 257H17V256H16ZM26 257H27V256H26ZM26 257H24V258L27 260L28 258H26ZM87 257H88V256H87ZM91 257H92V256H91ZM1 258H2V255H1ZM3 258H5V256H3ZM8 258H9V257H8ZM29 258H30V256H29ZM192 258H193V257H192ZM15 259H17V258H15ZM25 259H23V260H25ZM32 259H31V260H32ZM73 259H74V258H73ZM134 259H135V258H134ZM146 259H148V258H146ZM152 259H153V258H152ZM183 259H184V258H183ZM183 259H182V260H183ZM186 259H188V256H187ZM190 259H191V258H190ZM196 259H197V258H196ZM224 259H225V258H224ZM18 260H19V259H18ZM20 260H21V259H20ZM28 260H29V259H28ZM28 260H27V261H28ZM83 260H85V259H83ZM257 260H258V261H257ZM143 261H144V260H143ZM145 261H146V260H145ZM180 261H181V260H180ZM180 261H179V262H180ZM188 261H189V260H188ZM191 261L193 262V264H195V262H194V261H195L194 258H193V260H191ZM201 261H202V260H201ZM218 261H219V260H218ZM7 262H8V261H7ZM19 262H20V261H19ZM30 262H31V261H30ZM82 262H83V261H82ZM182 262H183V261H182ZM185 262H187V261H184V263H185ZM199 262H200V261H199ZM0 263H1V262H0ZM25 263H27V262H25ZM84 263H85V262H84ZM90 263H91V262H90ZM177 263H178V261H177ZM184 263H183V264H184ZM200 263H201V262H200ZM260 263H261V262H260ZM263 263H264V262H263ZM263 263H262V264H263ZM9 264H10V262H9ZM42 264H43V263H42ZM135 264H136V263H135ZM145 264H146V263H145ZM186 264H187V263H186ZM188 264H191V263H188Z\"/></svg>","mask_w":264,"mask_h":264}]
</instances>
